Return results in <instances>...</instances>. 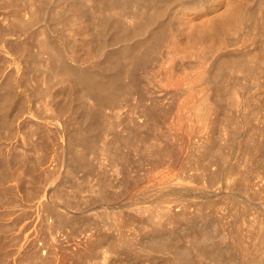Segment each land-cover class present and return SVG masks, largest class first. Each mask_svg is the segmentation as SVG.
Instances as JSON below:
<instances>
[{
	"label": "rangeland",
	"instance_id": "rangeland-1",
	"mask_svg": "<svg viewBox=\"0 0 264 264\" xmlns=\"http://www.w3.org/2000/svg\"><path fill=\"white\" fill-rule=\"evenodd\" d=\"M0 1L1 2L3 1L2 3L0 2V4L2 5V8H4V9L0 8V12L2 13V14L0 13V32L1 31H4L3 33H5V34H3V36L9 37V35H6V34L8 33V29L11 27V25L8 24L9 20L6 19L7 20L6 21L4 18H6L7 14L12 9V6H11V3H9L10 0H0ZM102 1L105 2V0H102ZM150 1H151L150 2V5L151 6L149 5L150 7H148V8H145V6L142 7V5H144V2H145V1H143L140 4L139 11L136 8H134V5H133L132 1L129 2V7L126 9V13H129L130 12L131 15H132L131 18H129V19H128L127 16H125L126 15L125 14V11L120 6H118L117 4L115 5V3H112V7H111V4H108V6L106 7V5L101 2V0H95V1L94 0H85V1L84 0H38V1L37 0L36 1L35 0H25V2L23 0V2L21 3V6L19 8L20 11L18 12L21 15V16L19 15L20 18H19V22H18V23L21 22V24H20V27L17 30L19 33H17V31H15V34L13 35V37L10 38V39H8V41H13L14 43L12 45H10L11 47L9 46V48H8V45L6 44L5 47H6L7 51L4 52V53L3 52L0 53V81H1L0 82V88L2 89V91L6 89L2 93H5L6 91H8L11 86H12L11 88H13L15 90H18L19 89V91H22V93L26 97V99L28 98L27 101H26V104H25L26 106L24 105L25 110H27V109L29 110L30 109V111H31V113L33 115L32 122L35 121L36 124H38V125L40 124V125H39V127L36 126V128H38V130H36V133H34L35 135L34 134H31L33 132V130H32V132L30 130L32 128H34L36 124L34 123V125H32V124L29 123L26 126V127H28L30 125L28 127L29 129H26V127L24 125L25 124L24 122L26 120L25 118L27 117V115H25V113H24L23 116H22L23 119H21V116H20L19 119H18V123L19 124L16 123L19 126H17V125L13 126V128L15 127L14 129H16L15 131L13 129L12 132L9 133V130H7V128H6L7 131L5 130L4 127L0 128V129H2V130H0V136H1L0 137L1 138L0 139V154H1V156H3V157L5 156L6 158H8L10 160V163H11V169L12 170L15 169V171H12L13 178L8 179L7 181H5V183L3 182V184L0 185V195L2 194L4 196V194H5V196L3 198H1V200H0V213H2V215L0 214V216H1L0 217V226L1 225L3 226V227L2 226L0 227V235H1L0 236V252H1V254L5 255V256H2V261H0V264H35L36 263L35 262L36 256H34V255L35 254H38V253H39L38 255H40V258H42L44 256H47V258L49 257L48 258L49 259V263H51V264H99V263L100 264H126V263L127 264H136V263L139 264L140 262H142V264H143V262H145L144 264H146L147 263V260L146 259L147 258L152 259L151 257H153V259L156 260V263H158V264H173V261L176 260V257L175 256H177V258H179L178 260L180 262L185 257V255L184 254L182 255L181 253H178V252H174V248L171 247L172 245L175 246V247H177V248H183V249H187L189 251L191 250L190 251V256H191L192 261H193L194 258H196V259H194V262H193L194 264H196V263L197 264L198 263L199 264H204V262L206 260L207 261L205 262V264H209L211 262V258L210 257H206V259H204L205 257H200L199 258L197 255L195 256L194 252L192 253L193 248L191 246V242H190V239H189L191 237V234L195 235V234L199 233L201 230H204V229H205V231L208 230L207 232H209V237L212 236L211 238H208L207 239V241H209V243H213V245L215 247H217V245H218L219 248H221V247L223 248L224 246H228L229 248H231V250L229 252V255H230L231 251H232V253L234 251L235 254L233 253L230 256L232 257V259L234 258V261L235 262L236 261L237 262L239 261L238 263H240V261L243 262L245 260V257H246L247 259L249 258L250 261L251 260L253 261L252 263L250 261L249 262L247 261L246 263H248V264H264V261H262V260H264V242H262V241H264V238H262V236H264V228H262V225H264V132H262V131H264V34H261L262 32H264V30H262V28H264V26H262L261 30L258 29L259 31L256 30V29H251V30L255 31L253 33V31L250 30V28L252 27V25L250 27L249 22L246 21V12H245L248 9V7L250 8V7H252V6L254 7L256 5V3L254 2L256 0H207L205 2V3H207V5H205V7L202 4V1H200V0H150ZM24 3L26 5V7H24ZM131 3H132V5H131ZM152 3H153L154 6L152 5ZM198 4H200L199 7H197ZM156 6H158V7H156ZM113 7L116 10H114ZM141 7H142V9H141ZM153 7H156V8L154 9ZM34 8H35V10H34ZM109 8H110V10H109ZM161 8H163V10ZM147 9H149V10H147ZM1 10H3V11H1ZM154 10H155V12H154ZM160 10H161V12H160ZM6 11L8 13H6ZM144 11L147 12V13H145ZM150 11L152 13H157L156 14L157 16L154 14L155 17H154V15H152L153 17H151L150 19H148V21H149V23H148L149 24L148 30L151 28V30L148 31L147 30V27L144 26V25L146 24L148 26V24H147L148 21H145V20H147L146 16L149 13H151ZM215 11H217V12L215 13ZM3 12L5 13V16L4 17H3V14H4ZM137 12L138 13L141 12L140 13L141 15L140 14H137ZM142 12H144L145 14L142 13ZM159 12L161 13V15H160ZM210 12H211V14H210ZM31 14H32L33 17L31 16ZM142 14L145 15V18H144V15H142ZM158 14L160 15V17H158L159 16ZM204 14H206V15H204ZM138 15H140V16H138ZM23 16H26V17L23 18ZM262 16H264V13H262ZM156 17H158V19ZM155 18H156V20H155ZM212 18H213L214 21L212 20ZM22 20H23L24 24L22 23ZM24 20L25 21H28L29 20V21L26 22L27 25L23 27V25L26 24ZM128 20H129V22H128ZM192 20H194V21H192ZM200 20L202 22H200ZM239 20H240V23H239ZM155 21H156V23H154ZM159 21H161L162 24H164L165 22H168V23H165L164 24L167 27H165L164 25H162ZM262 21H264V18H262ZM133 22H135V25H134ZM151 22H152V24H151ZM153 23H154V25H157V26H154ZM6 25H7V27H6ZM160 25H162L163 27L160 26ZM177 25H178V27H177ZM83 26H84V28H83ZM154 27H156L154 29L155 31L157 29H159V28L160 29L157 30L156 32H153V28ZM164 27H165V29H162L163 30L162 31L161 28H164ZM89 28H91V29H89ZM217 29H218V31H217ZM65 30L67 32H65ZM86 30L90 31L89 33L91 35L89 33H87L88 31H86ZM57 33H58V35H57ZM85 33L87 35L89 34V36H87ZM257 33H260V34H257ZM16 34L17 35L20 34V35L17 37ZM150 34H151V36H149ZM180 34H181V36H180ZM95 35H97V36H95ZM215 35H216V37H215ZM82 36H83V38L86 37V39H87L86 41H90L92 39L93 40H92V42H90L88 44V42H85V40L82 38ZM19 37H20V39H18ZM56 37H58V38H56ZM90 37H93V38L91 39ZM156 37H160L159 38L160 40L159 39L158 40H159V42H161V41L162 42L161 43H158V40H157ZM13 38H17V39L16 40L15 39L13 40ZM36 38H38V39H36ZM48 38H49L50 41L47 40ZM88 38H90V39L88 40ZM166 38H169V39H166ZM21 39L23 41H24V39L25 40L27 39V40H26V42L24 41L23 44H22V41L19 42ZM44 40H46V42H43ZM142 40L143 41H146V44L144 43V45H146V46H144L142 44L143 43ZM183 40H185V41H183ZM16 41H17V43H16ZM132 41L135 42L134 43V46L136 45V43H139V44H137L138 47L135 46V49H134V47L132 45L133 44ZM137 41H140L141 44H142V46H140L141 45L140 42H137ZM168 41H170V43ZM129 42H131V43H129ZM173 42H174V45H173ZM20 43H21L22 46L25 44L24 45V48L23 47H19L20 46ZM39 43H41L42 45L41 44L39 45ZM44 43L45 44L47 43L48 45L47 44L45 45ZM147 43H149V44H147ZM152 43H153V45H152ZM157 43L159 44V46H158ZM236 43H238V45ZM16 44H18V45H16ZM49 44L52 47L49 46ZM163 44L165 46H163ZM53 45H54V47H53ZM46 46H49L51 48H49V47L47 48ZM128 46H130V48ZM153 46H156L157 48L156 47H153ZM121 47H123V49H124V47H126L125 49H131V50H133L135 52H137V50H138L137 48H139V47H142V49L144 47V49L148 50L149 52L152 51L151 52L152 54L150 56L152 58L149 59L151 62L148 60V61H146V63L147 62L148 63L150 62L149 64L151 65V69H152V66H156L155 68L153 67V70H156V71H154L155 73L153 72V74H156L157 72L160 73V75H158V73L156 74V76L158 75L157 77L155 75L152 76V74H151V77H152V80H153L152 82L154 84L156 83L157 87L160 84V86L158 87L159 89H162L163 88V90H165V88H166L165 91H168V90L172 91L171 89H173L172 92H176L177 90L174 89V88H176L175 86H177V88L178 87L180 88V89H178V91L180 90L181 92L180 93H177L176 92L177 93L176 94L177 96H175L176 98L174 97V99H173L172 108L174 109V107H175L176 111L177 112L180 111L181 113L179 112V113L176 114V111L172 109L173 111L171 112V114L173 116L169 117L165 121V124L166 125L161 122L160 123V126L162 128L160 127L159 129H160L161 132H164V133H167L168 134V136L166 138L168 140H165V141H168V143L170 142L171 145H173L174 147H176V144H180L181 151L179 150L180 152H178V153H179V155L180 154L181 155L178 156L179 158L177 157L176 161L173 162V164H166L167 166L166 165H161V167H160V165H158V166L156 165V169H155V166L153 167V165L151 163V161H152L151 158L152 157H149V155L147 157L145 155L146 159L142 161V164L141 165H137L138 163L136 161L139 159V157H140L141 154L139 153L140 155L137 154L136 156H134L136 154V153L134 154V152H137V151H134L133 150V152L130 153V151L128 150V152H127V149H126L127 146H123V147L120 146L121 148L119 147V149H117V151L120 152V153L118 152V154H119L118 156L116 154L115 155L113 154V151L112 150L115 149V147L117 146V144H116L117 142L114 143L115 141H113V140H115V138H112V137L115 136L117 138V140H119L120 138H121V140H123V138H125V137H126L125 139H128V137L130 136L129 135L130 133H128V132H131L130 130H132V131L133 130L140 131L142 129L143 131L141 130L140 132H142L143 134H146L148 132V130H147V128L145 126L144 127L143 126H141V127L138 126L140 124V121H142V119H140V117H138V113H139V108L140 107L138 105L139 102L138 103L136 102V101H138V97L136 96L138 94H136L135 96L132 97L134 99L136 97L135 100L132 99L131 97H128V99L130 98L129 101H126V103L124 102V104L122 106H119L117 108L112 109V110L118 109L116 111L118 113L115 112L116 113L115 115H114V111L109 110L111 108H109V109L108 108H100V111L104 110L102 112H104L103 114H105L106 117H107V115L109 116V119H108V122L110 123V124L108 123L109 125H107V123H104L105 125L103 124V122L105 120H102V122H100L101 121L100 118L103 116L102 112H100L102 114V115L100 114L101 117L99 116V120L97 119L96 120V123L94 125H92V127H90V129H89L91 131V134H90V131H88V130H85V131L84 130L82 131V129L80 130V135H82V136H80V139L79 140L82 142V145H81V142L78 143V145H81V146H79V149L78 150H80V152L82 153V155L84 154L82 156V157L85 158V159L82 160L84 164L81 161V163L79 164V166H76V167H74L72 169V167H70V166L67 167V164H65L63 161L61 162V160H59V159H56V160H59L60 162L59 161L56 162L54 159H51L49 157V155L51 156L52 153L54 151H56L55 149H57L56 152H59V151H61L63 149L62 148V145H63V142H64L66 136H64L61 131L64 128L62 126V127H60V129H57L58 131L60 130V132L57 133V131L55 130L56 128L53 125L52 126L49 125L48 129H51V131L53 132V134H52V132L50 130H48V131H50L49 135H51V136H49V137L51 138V140H52L51 141L50 138L48 137V134H46L45 131H44L45 128H46V127H43L45 125V122H44L45 120H43V119L40 118V117H42L44 115L53 113V111H56L57 112V108H56L55 103H53V101H51L52 98H53V96H54V94H55V92L56 91H59V92H61V96H63V97L65 96L64 99L67 98L66 101H68V106L69 107L68 106L66 107L65 114L63 115L65 117H63V119L64 120H67V121H65V124L67 123L66 125L72 131L69 128H66V129H68V131L71 132V133H75L76 132L77 127H74V126H77L76 123L80 120L81 116L83 115V113H82L83 110H84L83 108L84 107H88V108H85V109H89V108H92V107L93 108H96V107H95V105H93V99L94 98L91 95H86V93L84 92L83 88L79 87L81 85H79V84H78V86L75 85V83L72 82L74 80H71V79H66V82H65V78L64 77L66 76V74L63 75V73H61L62 72V69H61L62 67L59 65V62L56 61L52 57V54H54V51L57 48L56 50L57 51L60 50L61 54H63L62 58H63L64 63H66V64L68 63L69 66L71 64L72 65L71 67H75L76 66L75 68H78L79 67L80 70L81 69L83 70V69H88L89 68V70H94L95 69L96 71L97 70L99 71V69H100L99 72H102L100 74L103 75L104 78H108V74H109L110 71H108L109 69H107L106 67L102 66V64L108 63L109 60L115 59L117 57L116 53H118V52L121 53V51H122V49H120ZM147 47H149V48H147ZM151 47H153V48L151 49ZM176 47H178V48H176ZM42 48H44V49H42ZM117 48L119 49L118 51H116ZM26 49H27V51H26ZM139 49H140V51L138 50V52H140L142 54H143V52L145 53V51H146V50L143 49V52H142L141 51L142 49L141 48H139ZM168 49H170L171 51L168 50ZM177 49H179L180 51L177 50ZM216 49H217V51H216ZM93 51L95 53H92ZM105 51H106V53H104ZM221 51H225L227 53V56L230 54V56L232 57L231 58L229 56L230 59L227 58L228 62L225 63V64H227L228 67H230V65H229L230 62H234L231 59H233L235 56H236V58H234L235 59V62L238 61L237 62L238 64H242L243 63L246 66V67L244 65L243 66L242 65H239L238 66V67L241 66V68L239 70H242V71H239L237 69L238 67L236 69H232V70H229V71H227V69H226L225 70V73L223 72V75L222 76H224V74H226L227 76L225 75L224 78H221L219 76L218 77V80H217V83H218V81L222 80L221 83L219 82L220 85H221V87H224V86L226 87L227 86V88H223V89H224V91L226 93L229 92L228 94H230L229 89L231 87L236 88V91H235L236 94L235 95H237L236 98L238 97L237 99L240 100L239 101V104L241 103V105H237L239 109L236 106H235L236 108L235 107L233 108V106L230 104L229 101H228V103L230 105L228 103H226V105H225V106H227L226 108L225 107H222L225 103L222 104V105H220V106L217 105V107L215 106V108L213 109L214 110V113H213V110H212L211 115L210 114L208 115L209 118H211V119L207 118L206 121H203L201 119V117H197L198 115H196V114L198 112H196V111L194 112L193 111V110H195L194 109L195 104L196 105L197 104L199 105V100H200L199 98H201V94H202V89H200L199 86L200 85H203L202 80L205 77V73L203 74V72L210 65V63H207V62H210L211 60L209 61V59L210 58L212 59L216 54H218ZM66 52H68V53L66 54ZM11 53H13V54H11ZM38 53H39V55H37ZM109 53H111V54H109ZM231 53H232L233 56L231 55ZM6 55L8 57H6ZM13 55H14L15 58L18 56L17 59L13 58ZM29 55H31V56L29 57ZM46 55H48V56H46ZM158 55H160V56H158ZM107 56H109L108 59H107ZM174 56H177V57L175 58ZM80 57H81V59H80ZM88 57H90V58H88ZM155 57H157V58H155ZM184 57H185V59H184ZM238 57L241 60H239ZM28 58H29V60H27ZM71 58H72V60H70ZM105 58H106V61H105ZM247 58H248V61L249 62L248 61H245V60H247ZM25 59H26V61H25ZM122 59L123 58H121V60ZM152 59H155L154 61L155 62L157 61L159 63L157 64V63L153 62ZM159 59H160V61H159ZM6 60H7V62H6ZM161 60L164 63H161ZM177 60H178V62H177ZM44 61H45V63H43ZM78 62H80V63H78ZM82 62H84V63H82ZM235 62L234 63H231V66L233 64H237ZM246 62H248V63H246ZM16 63H18V64H16ZM41 63H43L46 67L44 68ZM46 63H48V64H46ZM148 63L147 64H144V69H146V67H147L148 70H149V72H152L153 70H150V65L148 67ZM151 63L154 64V65H152ZM35 64H36V66H35ZM161 64L162 65L164 64V65L168 66L167 67L168 70L166 69V66H164V65L161 67ZM201 65L202 66L205 65L206 67L203 66V68H202ZM247 65L249 67H247ZM49 66H50V68L47 69V67H49ZM56 66L60 67L61 70H57L58 68ZM225 67H226V65H225ZM244 67L246 69H244ZM161 68H162V70H161ZM2 69H3V71H2ZM36 69H37V71H36ZM40 69H42V71ZM144 69L140 67L138 69V72H136V77H137L138 83H141V82H143V84L145 83V81H144V77L145 76L144 77H143V75L141 76V74H144L145 73L144 72ZM170 69L171 70H174V71L171 72ZM175 69H177V71ZM191 69L194 72L191 71ZM189 70H190V72H189ZM234 70H237V72L234 71ZM246 70H248V71H246ZM163 71H166V73H168L169 75L166 74ZM179 71L181 73H184V74L181 76V73ZM1 73H2V75H1ZM58 73H61L64 76L63 77L64 79L61 77L62 75L61 74L59 75ZM173 73L174 74L175 73H179V75L178 74L173 75ZM194 73H195V75H194ZM165 74L167 75V77H166ZM40 75H43V77L40 76ZM54 75H55V77L57 79L54 78ZM9 76H10V78H9ZM12 76H13V78H15V77L17 78L18 77L17 78L18 81L15 80L16 78L13 79ZM169 76L171 78L173 77V79H175V80L170 79ZM195 76H197V77H195ZM154 77H155V80L156 79H158V80L154 81V79H153ZM188 77H190L189 80H188ZM8 78H9V80H8ZM28 78H30V79L28 80ZM219 78H221V79H219ZM5 79H6V81L8 80L7 82H10L12 80L11 81L12 83L11 82L10 83H7L5 81ZM241 79H242V81H241ZM13 80H15V83H14ZM141 80H143V81H141ZM159 80H161V81H159ZM165 80L167 82H164ZM168 80L169 81L172 80V81L169 83ZM185 80H188V82L185 81ZM246 80H248V81H246ZM172 82L175 85H173ZM190 82H192V83H190ZM4 83H7V85H5ZM72 83H74V84H72ZM70 84H72L74 86V88ZM180 84L182 86H180ZM233 84H235V85H233ZM4 85L7 88H4L3 89ZM8 86H9V88H8ZM13 86H16V88L13 87ZM195 86H196V88H195ZM71 87H72V90H71ZM201 87L203 88V86H201ZM228 87H230V88H228ZM189 88H191V90L194 89V91L193 90L192 91L191 90L189 91ZM67 89H68V91H67ZM198 90H199V92H197ZM200 90H201V93H200ZM34 91H36V92H34ZM188 91H189V93H187ZM142 92L139 91L140 94ZM192 92H193V94H192ZM256 92H258V93H256ZM0 93H1V91H0ZM183 93L185 94V96H184ZM197 93H199V94L198 95H195ZM76 94L79 97L76 96ZM179 94L181 96L183 95L186 99L184 97L183 98L185 100L182 99V97ZM187 94H189V96H187ZM192 95H195V96L190 97ZM27 96H29V97H27ZM178 96H180V98L183 101L180 98H178ZM212 96H213L212 98H214V94H212ZM86 97L89 98V99L91 98L90 101L85 100ZM195 97H196V99H195ZM44 99H45V102L43 101ZM165 99H164V101H162V103L164 102L165 105L169 106V104L166 103L169 100H167V99L165 100ZM197 99H198V101H197ZM192 100H194L193 101V103H194L193 105H192ZM228 100H230V99H228ZM40 101H43L44 104H43V102H40ZM94 102H95V99H94ZM185 102L188 103V104H186ZM85 103L87 104L86 106H84ZM162 103L161 104H158V106L160 108L163 107V106H165L164 104L162 105ZM45 104H47V105H45ZM160 105H162V106H160ZM197 106H195V107L197 108ZM188 107L190 108V111L188 110L190 113H188V111L186 110V109H188ZM221 107L224 108V109H222ZM75 108L77 109V110H75L76 112L73 111ZM125 108H127V109H125ZM216 108L219 109L220 111L216 110ZM228 108H230V109H228ZM105 110H107V112ZM174 111H175V113H174ZM191 111L193 112V114L190 115V116H192V118H190V116H189V114H191ZM235 111H237V112H235ZM56 112L54 114H56ZM108 112H111L110 114L113 117H115L116 120H114V118L111 117L110 114H107ZM119 112H121V115L119 114ZM245 112H246V114H245ZM2 113H3V111L1 112V110H0V115ZM186 113H188V118L190 119V121L188 119H186V117H185L186 115H184ZM194 113H196V114H194ZM212 113H213V116H212ZM118 114H119V116H118ZM39 115H40V117H39ZM105 115H104V118H101V119H107L105 117ZM127 115H128V117H131L132 119L129 118L130 119L129 120L127 118ZM195 115H196V117H195ZM176 116L177 117L178 116L179 117L183 116V117H181L182 119L180 118L178 120L177 118H175ZM172 117H174V118H172ZM237 117H239L241 119H239ZM123 119L124 120L127 119V120L124 121ZM175 119H177V120H175ZM199 119L202 120V121H200ZM21 120L24 121V122H22ZM41 120H43V121H41ZM168 120H169V124H168ZM182 120L185 121V122H183ZM207 120H210L211 121L210 122V125H209V123H207V122H209ZM73 121H75V122H73ZM115 121H117V124L115 123ZM175 121H178V122H176V127L174 125L175 124ZM196 121H198V123ZM237 121H238V123H237ZM97 122L100 125H98ZM113 122L117 125V128L114 127L115 124ZM119 122L122 125L121 124H118ZM195 122H196V124H195L196 127H194L195 125L193 124ZM219 122H220V124H219ZM20 123H22V124H20ZM126 123L129 124V125H127ZM200 123L202 125H200ZM123 125L124 126L126 125V126L124 127ZM182 125H184L185 128ZM31 126H33V127H31ZM71 126H72V128H71ZM93 126L94 127L96 126L97 129L94 128ZM122 126H123V128H122ZM179 126H181V127H179ZM205 126H206V128H205ZM137 127H139V129ZM167 127H170V131H169V128H167ZM92 128H94L95 130H97L96 132L98 134L95 132V130H92ZM106 128H107V131H106ZM129 128H130V130H129ZM102 129L104 130V132H103ZM124 129H125V131H124ZM171 129H174V130H171ZM226 129L227 130L229 129V130L227 131ZM242 129H243V131H242ZM24 130L25 131L28 130L29 133H27L28 131L25 132ZM120 130H122L121 133H120ZM166 130H168V131H166ZM230 130H231V132H230ZM115 131L118 132V133H116ZM123 131L125 133L126 132L127 133L125 134ZM185 131H186V133H185ZM187 131L189 132L190 135L188 134ZM39 132L42 135H40ZM99 132H102V133L100 134ZM149 132L152 133L154 131L149 130ZM173 132H174V138L172 136L173 135ZM93 133L94 134L96 133L95 134L96 135V138H95V135ZM113 133H115L116 135H114ZM123 133L126 136L122 138L121 137V134H123ZM176 133H177V135L179 137L180 136L181 137L180 138L177 137V135H175ZM87 134L88 135L90 134V136H88ZM102 134L104 135V137L102 136ZM158 134H160L159 133V130H158ZM197 134H198V136H197ZM202 134H205V136L202 135ZM223 134L224 135L226 134V136H224ZM26 135H29L30 137L29 136H26ZM52 135L53 136H56L57 135V138L56 137H52ZM84 135L86 137H88V138L86 139V137ZM98 135H100V136H98ZM112 135H114V136H112ZM152 135H154V134H152ZM156 135H157V132H155V136ZM200 135L203 136V139H202V136H201L200 139H198L200 137ZM24 136H26V137L24 138ZM37 136H38V138H37ZM97 136H98V139H100V138L102 139V137H103L104 140L103 139L102 140L100 139L101 140L100 142H104L105 141L104 142L105 144L103 143L104 146H110V145L112 146L113 144H115L114 145L115 147L112 146L113 149H111V152L108 151L110 153V155H111V156L109 155L110 159L106 156L107 154L105 155V157H103L101 154L100 155L98 154V153H101L102 147H104V146H102V143H99V141L97 142V140H98L97 139ZM105 136H106V139H105ZM207 136H208L209 139L206 138ZM71 137H72V135H70L69 138H71ZM84 137H85V139H83ZM91 137L92 138H95L96 140L94 139L95 141H93V139ZM175 138H176V140H175ZM62 139H63V141H62ZM107 139H108V141H107ZM111 139H113V140H111ZM16 140H18V141H16ZM153 140H155V139H153ZM201 140H203L204 142L201 141ZM151 141H152V139H151ZM155 141H153V142H155ZM160 141H162V140L160 139L159 142ZM191 141H193V144H195L197 142L195 144L196 145L195 147H194V145H193V147L191 146L192 145L191 144ZM60 142H62V143H60ZM83 142L86 144V145L85 144L84 145L87 146V147H85L83 145ZM87 142H89V143H87ZM94 142H96V143H94ZM106 142H108V143L106 144ZM202 142L205 143V144H203L204 147L202 145ZM30 143H31V145H30ZM98 143L101 145V151H100V148L97 147V146H100ZM160 143H164V140L162 142H160ZM53 144L54 145L56 144V145L53 146ZM88 144L90 145L89 147H88ZM96 144H98V145L96 146ZM94 145H95V148H94ZM29 146H30V148H29ZM92 146H93V149L94 150L91 148ZM197 146H199V147H197ZM6 147H7V149H6ZM51 147L52 148H55V149L54 150L53 149L51 150L50 149ZM82 147H83V150H82ZM31 148H32V150H31ZM37 148L39 149V151H38ZM96 148L99 149V152L98 153H97V149ZM108 148H110V147H108ZM218 148H220V149H218ZM88 149H90V151L92 149V152L88 151ZM128 149H130L132 151L133 145H130V147H128ZM76 150H77V148L74 147V151L75 152L78 151V150L77 151ZM51 151H53V152H51ZM84 151H86V152H84ZM111 153L114 155V157H113V155ZM128 153H130V154H128ZM182 153H183V155H182ZM102 154L104 155L105 153H102ZM123 154H124L125 158H128V161L130 160L129 162H130L131 165L128 164V166H131L132 167V169H131L132 170L131 171L132 173L131 174L132 175H135L136 174L137 177L139 175L138 178L141 179L140 181L137 180L138 182L133 181L131 183V185H130V183H128L129 185L126 184L127 181L125 180V172L122 173V169L121 168L119 170V167L122 166V161L125 159L124 156H123ZM250 154H252V155H250ZM128 155L129 156L131 155L130 156V159H129V157H126ZM256 155L258 157H256ZM13 156H15V157H13ZM93 156H95V157H93ZM116 156H117V158H116ZM119 156L123 158L122 161H120L121 158ZM191 158H193V159H191ZM238 158H239V160H238ZM17 159H18V161L20 159L23 160L22 161L23 164H22L21 168L19 167L20 164L17 161ZM34 159H36V160H34ZM25 160L27 162H25ZM200 160H201V163H200ZM198 161H199V164H198ZM116 162L118 163V165H120V163H121V165L120 166L116 165ZM27 163H29L28 164L29 166L33 164L32 165L33 166V169H35L36 171L35 170H30L29 169V166L27 165ZM112 163H115V165H113ZM59 165H61V166H59ZM64 165L68 169L66 167H64ZM91 165H93V167L96 170L94 168H92ZM114 166L115 167L117 166V167L115 168ZM139 166H140L141 169L139 168ZM239 166H241L240 167L241 169L239 168ZM78 167H79V170H78ZM83 167H84V169H83ZM149 167H151V168H149ZM146 168H147V170H146ZM152 168H154V169L151 170ZM158 169H160V170H158ZM73 170H74V172H73ZM84 170L86 171V173H85ZM64 171H65V174H63ZM137 171H138V173H137ZM52 172H53V174H52ZM79 172H81V173L79 174ZM90 172H92V173H90ZM251 172H253V173H251ZM20 173L21 174L23 173V174L21 175ZM32 174H33V176H32ZM58 174L59 175L61 174V175L59 176ZM68 174H69V176H68ZM53 175H54V177H53ZM62 175H66V176H62ZM107 175L110 176V178ZM242 175H243V177H241ZM61 176H62V178H61ZM141 176L142 177L144 176V177L142 178ZM47 177H49V178H47ZM55 177L56 178L58 177L59 179L57 178L58 179L57 180V179H55ZM96 177H98V178L96 179ZM186 177H187V180H186ZM14 178H15L16 181L14 180ZM27 178H28V180H27ZM32 178L33 179H36V181L34 180V182L32 180L33 183L29 181V179L31 180ZM99 178H101L102 181L99 180ZM176 178L179 181L180 180H182V181H180L178 183V181H177ZM218 178H219V180H218ZM67 179H69V180H67ZM94 179H96L95 181H97V182L99 181L98 184L100 185V187H99V185H97V186L95 185ZM121 179L122 180L124 179L125 182L124 181H121ZM246 179L247 180L249 179L251 181H249V180L247 181ZM19 180H21V182ZM45 180H47L46 184H45ZM77 180H78V182H77ZM184 180L186 182L188 181L189 183L188 182L185 183ZM103 181H105L106 185L104 184ZM118 181H119V183H118ZM225 181H226V183H225ZM100 182L103 185V187H101ZM181 182L184 183V184H182ZM218 182H219V185H218ZM230 182H232V183H230ZM10 183L13 184V185H11ZM30 183H31V185H29ZM43 183L45 184L43 190H45V192L48 190L47 193L49 192L47 195H45L44 197H42V199L45 198L44 200H46L45 202H47L46 203V206H42L40 204H37V200H36L37 198L39 199V197L43 194V190H42ZM49 183H51V184H49ZM74 183H76V184H74ZM120 183H123V184H120ZM197 183H199V184H197ZM208 183H209V186H208ZM216 183H217V185H216V189H215V185H213V184H216ZM58 184L59 185L61 184L59 186V188H57L58 187ZM92 184H94V186H96V187L94 188L92 186ZM48 185H50V189H49V186ZM79 185H80V187H79ZM205 185H207V186H205ZM251 185H252V187H251ZM81 186H82V189H81ZM55 187H56L57 190L54 189ZM61 187H63V188L61 189ZM66 187H68V188H66ZM74 187H76V188H74ZM78 187H79V189H78ZM210 187H212V188H210ZM16 188H17V190H16ZM52 188H53V193H52V196H51V193H50L51 191H49V190H52ZM83 188H84V190H83ZM85 188H86V190H85ZM57 192H59L61 196ZM88 192H91V193H88ZM101 192H103L104 194L103 193L101 194ZM16 193H17V195H15ZM92 193H93V195H91ZM94 193H96V194H94ZM255 193H256V195H255ZM28 194L31 195V199H30V196ZM65 194H68V195H65ZM101 195H104V196L107 195V197L104 199V197L103 198L100 197ZM245 195L246 196L248 195L247 196L248 198ZM48 196H51V197H49V199H48ZM115 196H118V197H115ZM227 196H228V198H227ZM59 197H61L63 199H61V198L59 199ZM67 197H69L72 201L69 200V198H67ZM114 197L117 198V199H115ZM64 198L65 199H68L72 203L71 202H69V203L66 202V200ZM86 198L88 199V201L86 200ZM114 199H115V201H114ZM24 200H25V202H24ZM48 200H51V201H48ZM60 201H61V203H60ZM94 201H96V202H94ZM231 201H233V202L231 203ZM85 202H87V203H85ZM152 202H153L154 205L152 204ZM156 202L159 205H156L157 204ZM160 202H161V204H160ZM64 203H66L67 205L64 204ZM70 203H71V205L73 207H71ZM4 204H6V205H4ZM49 204H50V206L47 208V206ZM60 204H61V206H60ZM81 205L84 206L83 209H82V206ZM165 205L168 206L169 208L172 207L170 210H171V212L173 210L172 214L175 215L176 222L179 223V224L176 223L179 226H176V225L174 226L173 222L170 223V224L168 223V225H170V228H171V226H173V229L171 228L173 231L170 230V228H168L169 226H167V224H166V226H164V228H165L164 229V232L165 233L163 235H161L163 237H161V239H158V241H161V243L168 245V248L169 249L167 248V250H166V249H164L162 247H158V248L156 247L155 250L153 248L150 251H149V249L148 250L143 249L141 246H142V243H144V242L141 241V238H142V235L144 237H146V235L148 233L147 230L150 229L149 228L150 225H147L145 227L142 224H140L141 222H144V219L142 221L141 216L142 217L144 216L143 218L146 219L147 218V215L145 217V214H147L148 211H151V210L157 211L158 208L161 211L162 209H165V207H166ZM64 206L68 207V209L66 207L64 208ZM154 206L157 209H155ZM158 206H161V207H158ZM191 207L192 208L194 207V208L192 209ZM15 208L17 209L16 211H15ZM160 208H162V209H160ZM180 208H182V209L180 210ZM61 209L62 210L66 209V211L64 210V212L66 213V215H69V216H66L67 217L66 224L64 226H62L63 228L61 226H60V228H59V226H57L56 228L58 229V231H57L56 228H53V229H56V233L55 234H52V230L53 229H51V233H49L50 227L49 228H47V227L50 226L49 223H51V221L53 220L52 219L53 217H52V215H51L50 212H52V214H53L54 211L55 212L56 211H59V210L62 211ZM121 209H122V211H121ZM135 209H137V210L138 209H141L140 212L143 211V213H140L139 210L136 212ZM68 210H69V213L71 212L70 214L67 212ZM113 210H115V211H113ZM190 210H191V212H190ZM74 211H76V212H74ZM95 211H96V213H95ZM145 211H146V213H145ZM180 211H182V212L185 211V212H184V214H182V212H180ZM115 212H118V213L120 212V213L117 214ZM230 212H232V213H230ZM132 213H134V214H132ZM126 214H128V215L130 214L129 221H130V224L131 225L128 223L129 222L128 221V216H126ZM229 214H231V215H229ZM260 214L262 215V217L260 216ZM47 215L49 216V218H48L49 221H47V217H48ZM76 215L79 216V218H77ZM92 215H94V216H92ZM243 215L246 218L243 217ZM13 216H15V217L13 218ZM136 216H137V219L135 218ZM98 217H100V218H98ZM114 217H116V218H114ZM131 217H133V218H131ZM204 217L205 218L207 217V218L205 219ZM203 218L205 220L208 219V221H204ZM69 219H70V221H69ZM73 219H77V220H74V222H73ZM100 219H102V220H100ZM117 219H118V222L120 220L119 224L117 222ZM123 219H126V220H123ZM133 219H134V221H133ZM240 219H242L243 221H241ZM87 220L91 224H89V222ZM97 220H98V223H96ZM136 220L138 222H136ZM85 221H86V223H85ZM194 222H195V224H194ZM203 222L205 224L206 223L207 224L205 225ZM70 223H72L73 225L70 224ZM84 223H85V225H84ZM105 223H106V225H104ZM123 223H126V224H123ZM254 223H256V224H254ZM45 224L46 225L48 224V226H46ZM139 224H140V226H139ZM235 224H236V226H235ZM248 224H249V226H248ZM94 225L97 228L94 227ZM122 225H123V227H122ZM193 225H194V227H193ZM220 225H222L223 227L220 226ZM260 225H261V227H260ZM141 226H142V228H140ZM234 226H235V228H234ZM66 227H67L68 230H66ZM137 227H138V229H137ZM174 227H178V228H175L174 229ZM247 227L250 229L249 231H248V229H246ZM46 228H47V230H46ZM134 228H136V229H134ZM202 228H204V229H202ZM139 229H140V231H138ZM180 229H182V230H180ZM217 229H218V231L220 233L217 231ZM26 230H27V232H26ZM72 230H74V231H72ZM82 230H83V232H82ZM211 230H212L213 233L211 232ZM141 231H143V232H141ZM72 232H74V234H72ZM125 232L128 233V234H126ZM26 233L28 235V240H30L29 241L30 243L29 242L27 243L26 241L23 242L24 235ZM123 233H125V235ZM240 233L242 234V237H240L241 236ZM49 234H51L52 236L49 235ZM87 234L90 235V238L88 237L89 241H88L87 238H85L87 240H85L83 242V239H84V237H87ZM177 234H178V236L180 238H178ZM244 234H247V235H244ZM250 234H251V237H250ZM253 234H254L255 239L252 238L253 237ZM17 235H18V237H17ZM22 235H23V237H22ZM260 235H262V236L260 237ZM127 236H129V237H127ZM238 236L240 237V239L243 238L242 240H244V241L241 240V242H240L243 246H246V247L247 246H249V247H253L254 246L255 249H254V251H252L253 253H251L250 250L247 249V251H245V253H247V256H246L244 252L242 253L241 251L237 250L238 248L236 249L235 245H238V243L240 241L239 238H238ZM243 236H246V237H243ZM52 237H53V239L55 237L56 238L55 239L56 241H53L52 240ZM221 237H223L224 240H227V242L224 241L223 238H221ZM225 237H227V239H225ZM247 237H248V239L246 240ZM96 238H97V240H96ZM112 238H114V239H112ZM135 238L136 239H139L138 241H140V242H138L137 240H135ZM257 238H260L261 240L259 239L260 240L259 241ZM90 239L93 240V241H91ZM72 241H74L73 243H75V244H78V242H81V241L84 244H85L86 241H87L86 244L89 242V244H87V245H84L82 242L80 244H78L79 246L82 245V247H83V245H84V247L86 246L85 247V250H86L87 247H89V248H87L88 250H86V253H85V250L82 251L81 254L83 256L80 254L81 256L76 257L77 256L76 255L75 256L76 259H75V257H72V255H69V253L71 252V250L73 252L74 249L76 248L74 246V244L71 243ZM221 241H223V242H221ZM256 241L259 242V243L257 244ZM8 242H9V244H8ZM20 242H22L23 244H21ZM149 242L150 241H146L145 244H150L151 242L150 243ZM260 242H262V243H260ZM61 243H62V247H61ZM65 243H67V244H65ZM95 243H96V245H95ZM56 244L58 245L57 246L58 248L56 247ZM116 244H118V245H116ZM17 245H19V246H17ZM20 245H22V247ZM53 245L56 247V249H55L56 252L53 251ZM231 245H234V247L231 246ZM118 246H120V247H118ZM70 247H72V248H70ZM189 247H190V249H189ZM68 248H69V250L70 249L71 250L68 251L67 250ZM95 248H96V250H94ZM160 249H162V250H160ZM35 250H38V251L35 252ZM99 250H101V251H99ZM137 250H139V251H137ZM140 250H141V252H140ZM257 251L258 252L261 251V252L260 253H257ZM98 254H99V256H98ZM4 257H5V259H4ZM33 257L35 259H33ZM80 257H81L82 260L80 259ZM83 257H85V258H83ZM96 257L97 258H100V259H97ZM198 258L201 259V260H199ZM202 258L204 259L203 261H202ZM235 258H237V259L235 260ZM253 258H255V260ZM79 259L81 260L80 262L78 261ZM125 260H126V262H125ZM128 260H130V261H128ZM197 260H198V262H197ZM208 260H210V262ZM256 260H258V261L255 262ZM185 262L183 264H191V263H185ZM259 262H261V263H259Z\"/></svg>",
	"mask_w": 264,
	"mask_h": 264
},
{
	"label": "bare ground",
	"instance_id": "bare-ground-1",
	"mask_svg": "<svg viewBox=\"0 0 264 264\" xmlns=\"http://www.w3.org/2000/svg\"><path fill=\"white\" fill-rule=\"evenodd\" d=\"M36 1V0H35ZM38 1V0H37ZM85 1V0H84ZM95 1V0H94ZM132 1V3H133V5H134V8H136L138 11H139V8H140V4L143 2V1H145L144 2V5H142V7L143 6H145V8H148V7H150L151 5H150V0H105V2L104 1H102L101 0V2L102 3H104L105 5H106V7L108 6V4H111V7H112V3H115V5L117 4L118 6H120L124 11H125V16H127L128 17V19L129 18H131V13L129 14V13H126V9L129 7V2H131ZM200 1H202V4L204 5V7H205V5H207V3H205L207 0H200ZM1 2V1H0ZM3 2V1H2ZM1 2V3H2ZM23 2V0H10V2L9 3H11V6H12V9L10 10V12L8 13L7 11H6V13H8L7 14V16H6V18H4L5 20L6 19H8L9 20V22H8V24L9 25H11V27L8 29V33L6 34V35H9V37H6V36H3V34H5V33H3L4 31H1L0 32V53L1 52H6L7 51V49H6V47H5V45L7 44L8 45V48H9V46L10 45H12L14 42L13 41H8V39H10V38H12L13 37V35L15 34V31H17L18 30V28L20 27V24H21V22L20 23H18L19 22V15H20V13H18L20 10H19V8H20V6H21V3ZM24 2H25V0H24ZM255 3H256V5L252 8V7H248V9L245 11L246 12V21H248L249 22V24H250V27H251V25H252V27L250 28V30L251 29H256V30H258V29H260L261 30V28H262V26H264V21H262V18H264V16H262V13H264V0H256V1H254ZM253 2V3H254ZM5 3V2H4ZM46 3V2H45ZM44 3V4H45ZM92 3V2H91ZM132 3H131V5H132ZM163 3V2H162ZM165 3V2H164ZM35 4V3H34ZM51 4V3H50ZM54 4V3H53ZM61 4V3H60ZM121 4V5H120ZM243 4V3H242ZM150 5V6H149ZM152 5H153V3H152ZM202 5V6H203ZM215 5V4H214ZM226 5V4H225ZM31 6V5H30ZM57 6V5H56ZM55 6V7H56ZM154 6V5H153ZM161 6V5H160ZM200 6V4H198L197 5V7H199ZM218 6V5H217ZM24 7H26V5H25V3H24ZM58 7V6H57ZM110 7V8H111ZM115 7V6H114ZM113 7V8H114ZM142 7H141V9H142ZM156 7H158V6H156ZM156 7H153L154 9L156 8ZM0 8H2V5L0 4ZM6 8V7H5ZM110 8H109V10H110ZM112 8V9H113ZM116 8V7H115ZM114 8V10H116ZM244 8V7H243ZM2 9H4V8H2ZM23 9V8H22ZM29 9V8H28ZM55 9V8H54ZM59 9V8H58ZM61 9V8H60ZM89 9V8H88ZM131 9V8H130ZM144 9V8H143ZM151 9V8H150ZM160 9V8H159ZM162 10H163V8H161ZM213 9V8H212ZM222 9V8H221ZM25 10V9H24ZM34 10H35V8H34ZM136 10V11H137ZM145 10V9H144ZM147 10H149V9H147ZM146 10V11H147ZM245 10V9H244ZM1 11H3V10H1ZM5 11V10H4ZM95 11V10H94ZM120 11V10H119ZM118 11V12H119ZM135 11V10H134ZM142 11V10H141ZM153 11V10H152ZM223 11V10H222ZM34 12V11H33ZM93 12V11H92ZM107 12V11H106ZM128 12V11H127ZM145 12V11H144ZM144 12H142V13H144ZM151 12V11H150ZM154 12H155V10H154ZM160 12H161V10H160ZM159 12V13H160ZM217 11H215V13H216ZM1 13V12H0ZM4 13V12H3ZM40 13V12H39ZM99 13V12H98ZM134 13V12H133ZM141 13V12H140ZM140 13H138L137 12V14H140ZM145 13H147V12H145ZM144 13V14H145ZM2 14V13H1ZM43 14V13H42ZM78 14V13H77ZM136 14V15H137ZM144 14H142V15H144ZM156 15L157 13H149L147 16H146V18H147V20H145V21H148V19H150L151 17H153L152 15ZM173 14V13H172ZM171 14V15H172ZM210 14H211V12H210ZM209 14V15H210ZM74 15V14H73ZM93 15V14H92ZM104 15V14H103ZM111 15V14H110ZM141 15V14H140ZM140 15H138V16H140ZM155 15H154V17H155ZM159 15V14H158ZM160 15H161V13H160ZM160 15L158 16V17H160ZM168 15V14H167ZM204 15H206V14H204ZM216 15V14H215ZM214 15V16H215ZM5 16V13L3 14V17ZM21 16V15H20ZM27 16V15H26ZM26 16H23V18L24 17H26ZM31 16H32V14H31ZM157 16V15H156ZM33 17V16H32ZM31 17V18H32ZM35 17V16H34ZM158 17H156L157 19H158ZM168 17V16H167ZM207 17V16H206ZM239 17V16H238ZM241 17V16H240ZM30 18V19H31ZM58 18V17H57ZM144 18H145V15H144ZM156 18H155V20H156ZM162 18V17H161ZM201 18V17H200ZM33 19V18H32ZM35 19V18H34ZM42 19V18H41ZM68 19V18H67ZM154 19V18H153ZM152 19V20H153ZM215 19V18H214ZM239 19V18H238ZM65 20V19H64ZM134 20V19H133ZM212 20H213V18H212ZM7 21V20H6ZM5 21V22H6ZM21 21V20H20ZM25 21V20H24ZM29 21V20H28ZM28 21H25V23L26 22H28ZM39 21V20H38ZM37 21V22H38ZM57 21V20H56ZM75 21V20H74ZM162 21V20H161ZM161 21H159L160 23H161ZM192 21H194V20H192ZM214 21V20H213ZM216 21V20H215ZM3 22V21H2ZM128 22H129V20H128ZM140 22V21H139ZM138 22V23H139ZM158 22V23H159ZM165 22V21H164ZM188 22V21H187ZM200 22H202L201 20H200ZM22 23L24 24V22H23V20H22ZM134 23V25H135V22H133ZM149 23V21L147 22V24ZM154 23H156V21L154 22ZM154 23H153V25H154ZM165 23H168V22H165ZM164 23V24H165ZM179 23V22H178ZM199 23V22H198ZM218 23V22H217ZM239 23H240V20H239ZM4 24V23H3ZM43 24V23H42ZM64 24V23H63ZM68 24V23H67ZM151 24H152V22H151ZM150 24V25H151ZM162 24V23H161ZM164 24H162V25H164ZM203 24V23H202ZM242 24V23H241ZM27 25V23L25 24V25H23V27L24 26H26ZM55 25V24H54ZM100 25V24H99ZM143 25V24H142ZM152 25V26H153ZM162 25H160V26H162ZM205 25V24H204ZM69 26V25H68ZM137 26V25H136ZM144 26H146L147 27V30H148V27H149V24H148V26L145 24ZM154 26H157V25H154ZM159 26V25H158ZM165 27H167L166 25H164ZM188 26V25H187ZM195 26V25H194ZM6 27H7V25H6ZM46 27V26H45ZM143 27V26H142ZM145 27V28H146ZM163 27V26H162ZM165 27L164 28H161V30L162 29H165ZM177 27H178V25H177ZM42 28V27H41ZM44 28V27H43ZM83 28H84V26H83ZM94 28V27H93ZM106 28V27H105ZM137 28V27H136ZM156 27H154L153 28V32H156L157 30H159V29H157L156 31L154 30ZM89 29H91V28H89ZM96 29V28H95ZM94 29V30H95ZM102 29V28H101ZM186 29V28H185ZM200 29V28H199ZM238 29V28H237ZM248 29V28H247ZM26 30V29H25ZM67 30V29H66ZM65 30V32H67ZM149 30H151V28L149 29ZM148 30V31H149ZM262 30H264V28H262ZM30 31V30H29ZM59 31V30H58ZM64 31V30H63ZM62 31V32H63ZM80 31V30H79ZM84 31V30H83ZM86 31H88V30H86ZM85 31V32H86ZM98 31V30H97ZM147 31V32H148ZM163 31V30H162ZM179 31V30H178ZM217 31H218V29H217ZM222 31V30H221ZM232 31V30H231ZM238 31V30H237ZM244 31V30H243ZM247 31V30H246ZM251 31H253V30H251ZM259 31V30H258ZM27 32V31H26ZM90 31H88L87 33H89ZM93 32V31H92ZM110 32V31H109ZM139 32V31H138ZM152 32V33H153ZM171 32V31H170ZM255 31H253V33H254ZM261 32V31H260ZM17 33H19L18 31H17ZM39 33V32H38ZM45 33V32H44ZM64 33V32H63ZM158 33V32H157ZM161 33V32H160ZM179 33V32H178ZM204 33V32H203ZM222 33V32H221ZM237 33V32H236ZM252 33V32H251ZM86 34V33H85ZM90 34V33H89ZM89 34L87 35V36H89ZM106 34V33H105ZM149 34V33H148ZM162 34V33H161ZM171 34V33H170ZM195 34V33H194ZM224 34V33H223ZM231 34V33H230ZM234 34V33H233ZM257 34H260V33H257ZM261 34H264V32H262ZM17 35V34H16ZM20 35V34H19ZM19 35H17V37L19 36ZM43 35V34H42ZM57 35H58V33H57ZM62 35V34H61ZM80 35V34H79ZM83 35V34H82ZM91 35V34H90ZM132 35V34H131ZM140 35V34H139ZM173 35V34H172ZM178 35V34H177ZM247 35V34H246ZM85 36V35H84ZM95 36H97V35H95ZM106 36V35H105ZM110 36V35H109ZM108 36V37H109ZM149 36H151V34L149 35ZM148 36V37H149ZM180 36H181V34H180ZM205 36V35H204ZM220 36V35H219ZM222 36V35H221ZM252 36V35H251ZM257 36V35H256ZM27 37V36H26ZM38 37V36H37ZM42 37V36H41ZM215 37H216V35H215ZM226 37V36H225ZM240 37V36H239ZM56 38H58V37H56ZM82 38H83V36H82ZM91 39L93 38V37H90ZM90 38H88V40L90 39ZM118 38V37H117ZM153 38V37H152ZM151 38V39H152ZM155 38V37H154ZM157 38V40L160 38V37H156ZM171 38V37H170ZM178 38V37H177ZM238 38V37H237ZM250 38V37H249ZM16 40L17 38H13V40ZM18 39H20V37L18 38ZM36 39H38V38H36ZM84 40H85V42H88V44L90 43V42H92V40H90V41H86L87 39H86V37L85 38H83ZM107 39V38H106ZM166 39H169V38H166ZM176 39V38H175ZM187 39V38H186ZM193 39V38H192ZM224 39V38H223ZM222 39V40H223ZM248 39V38H247ZM27 40V39H26ZM26 40L24 39V41L26 42ZM41 40V39H40ZM47 40H49V38L47 39ZM82 40V39H81ZM155 40V39H154ZM160 40V39H159ZM159 40H158V43H161V42H159ZM162 40V39H161ZM165 40V39H164ZM177 40V39H176ZM182 40V39H181ZM225 40V39H224ZM246 40V39H245ZM18 41V40H17ZM17 41H16V43H17ZM22 41V44H23V40L21 39L19 42H21ZM42 41V40H41ZM50 41V40H49ZM69 41V40H68ZM71 41V40H70ZM80 41V40H79ZM95 41V40H94ZM106 41V40H105ZM141 41V40H140ZM140 41H137V42H140ZM151 41V40H150ZM156 41V40H155ZM171 41V40H170ZM170 41H168L169 43H170ZM183 41H185V40H183ZM28 42V41H27ZM43 42H46V40H44ZM67 42V41H66ZM142 44L144 45V43L146 44V41H143L142 40ZM153 42V41H152ZM172 42V41H171ZM177 42V41H176ZM181 42V41H180ZM228 42V41H227ZM246 42V41H245ZM42 43V42H41ZM41 43H39V45L41 44ZM55 43V42H54ZM53 43V44H54ZM71 43V42H70ZM94 43V42H93ZM129 43H131V42H129ZM132 45H133V47H134V49H135V46H137V44H139V43H136V45L134 46V43L135 42H133L132 41ZM156 43V42H155ZM157 43V44H158ZM189 43V42H188ZM208 43V42H207ZM27 44V43H26ZM30 44V43H29ZM45 44V43H44ZM43 44V45H44ZM47 44V43H46ZM45 44V45H46ZM51 44V43H50ZM49 44V46H51ZM75 44V43H74ZM140 44H141V42H140ZM142 44L140 45V46H142ZM147 44H149V43H147ZM165 44V43H164ZM163 44V46H165ZM190 44V43H189ZM197 44V43H196ZM237 45H238V43H236ZM243 44V43H242ZM249 44V43H248ZM16 45H18V44H16ZM25 45V44H24ZM24 45L22 46L21 45V43H20V46L19 47H23L24 48ZM28 45V44H27ZM42 45V44H41ZM48 45V44H47ZM129 45V44H128ZM152 45H153V43H152ZM155 45V44H154ZM173 45H174V42H173ZM186 45V44H185ZM199 45V44H198ZM225 45V44H224ZM244 45V44H243ZM49 46H46L47 48L49 47ZM84 46V45H83ZM86 46V45H85ZM122 46V45H121ZM131 46V45H130ZM130 46H128L129 48H130ZM144 46H146V45H144ZM149 46V45H148ZM157 46V45H156ZM156 46H153V47H156ZM158 46H159V44H158ZM176 46V45H175ZM174 46V47H175ZM178 46V45H177ZM181 46V45H180ZM183 46V45H182ZM218 46V45H217ZM227 46V45H226ZM11 47V46H10ZM18 47V46H17ZM44 47V46H43ZM52 47V46H51ZM51 47H49V48H51ZM53 47H54V45H53ZM101 47V46H100ZM138 47V46H137ZM136 47V48H137ZM153 47H151V49L153 48ZM173 47V48H174ZM238 47V46H237ZM247 47V46H246ZM26 48V47H25ZM93 48V47H92ZM126 47H124V49H123V47H121L120 49H122V51H121V53H116V55H117V57L115 58V59H113V60H109V62L108 63H104V64H102V66H104V67H106L107 69H109L108 71H110L109 72V74H108V78H104L103 77V75H101L100 73H102V72H99L100 71V69H99V71L97 70H89V68L88 69H79V67L78 68H75V67H71L72 65L70 64V66L68 65V63L66 64V63H64V61H63V58H62V56H63V54H61V52H60V50L59 51H57L55 48V51H54V54H52V57L56 60V61H58L59 62V65L62 67L61 69H62V72L61 73H63V75L64 74H66V76L64 77L61 73H58L59 75L61 74L62 76V78L64 77L65 78V82H66V79H71V80H74V81H72V82H74L75 83V85H77L78 86V84L79 85H81V86H79V87H81V88H83V90H84V92L86 93V95H91L94 99H95V102H94V99H93V105H95V107L96 108H89V109H85V108H88V107H84L82 110H83V115L81 116V118H80V120L76 123V125L77 126H74V127H77V129H76V134L75 133H71V132H69L68 131V129H66V128H69L66 124H65V121H67V120H64L63 119V117H65V116H63L64 114H65V109H66V107L68 106V101H66V99H64V97L63 96H61V92H59V91H56L55 92V94H54V96H53V98H52V100L51 101H53V103H55V105H56V108H57V112L56 111H53V113H50V114H47V115H44V116H42V117H40V115H39V117L41 118V119H43V120H45L44 122H45V125L43 126V127H46L45 128V133L46 134H48V137L49 136H51V135H49V133H50V131H51V129H48V127H49V125H53L56 129V131H57V133L58 132H60V130L58 131L57 129H60V127H62L63 126V130L61 131L62 133H63V135L64 136H66L65 137V140H64V142H63V145H62V150L61 151H59V152H56L57 151V149H55V148H52L53 146H55L54 144H53V146L50 148L51 150L53 149H55L56 151H51V152H53L52 153V155L50 156L49 155V157L51 158V159H54L56 162L57 161H59V160H61V162L63 161L65 164H67V167L68 166H70V167H72V169L74 168V167H76V166H79V164L81 163V161L83 160V159H85L84 157H82L83 155H82V153L80 152V150H78L79 149V146H81L82 145V142L79 140L80 139V136H82V135H80V130L82 129V131L84 130H88V131H90L89 129H90V127H92V125H94L95 123H96V120L98 119L99 120V116H100V112H102V111H104V110H102V111H100V108H111V109H109V110H112V109H114V108H117V107H119V106H122L123 104H124V102L126 103V101H129V99H128V97H133V96H135L136 94H138V95H136L137 97H138V101H136L137 103L139 102V113H138V117H140V119H142V121H140V124L138 125L139 127H141V126H145L146 128H147V130H148V132L146 133V134H143L142 132H140V131H138V130H130V128H129V130L131 131V132H128V133H130L129 135V137H128V139H125L126 137V133L124 132L125 131V129H124V135L123 134H121V137L123 138V137H125V138H123V140H121V138L119 139V140H117V138L114 136V135H116L115 133H113L114 135H112V136H114V137H112V138H115V140H113V139H111V140H113V141H115L114 143H116L117 144V146L115 147L114 145L115 144H113L112 146L113 147H115V149H113L112 148V146L110 145V146H104L103 145V143L105 142H100L102 139H103V137H104V135L102 134V139L100 140V139H98V136H100V135H98L97 136V142L99 141V143H102V146H104V147H102V151H101V145L100 146H97L98 144H96V146L98 147V148H100V151H101V153H98L99 152V149L98 148H96L97 149V153L100 155H102L103 157H105V155L110 159V157H109V155H110V153L109 152H111V149H113L112 151H113V154L115 155H119L118 154V152L119 151H117V149H119V147L121 146V147H123V146H127V152H128V150L130 151V153H132L133 152V150L134 151H137V152H134V156H136L137 154H139L140 155V157H139V159L136 161L138 164L137 165H141L142 164V161L143 160H145L146 159V157L149 155V157H152L151 159H152V161H151V163H152V165H153V167L155 166V169H156V165L158 166V165H160V167H161V165H166V164H173V162H175L176 161V159H177V157L178 156H180L179 155V153L178 152H180L181 151V147H180V144H176V147H174L173 145H171V143L169 142L168 143V141H165V140H168V139H166L167 138V136H168V134L167 133H164V132H161L160 131V123L162 122V123H164L165 124V121L169 118V117H171V116H173L172 114H171V112L173 111V110H175L176 111V109H175V107H174V109L172 108V103H173V99H174V97L175 96H177L176 94L177 93H180L181 91L179 90L178 91V89H180L179 87L177 88V86H175L176 88H174V89H176L177 91V93L176 92H172L173 91V89H171L172 91H170V90H168V91H165L166 90V88H165V90H163V88L162 89H159L158 87L160 86V84H159V86L157 87V85H156V83L154 84L152 81V77H151V74H152V76H156V74L158 73H156V74H153V72L154 71H156V70H153V67L155 68L156 66H152V69H151V65L149 64L151 61L149 60V59H151L152 57H150L151 56V52H149L148 50H146V49H144V47H143V49L144 50H146L145 51V53L143 52V49H142V47H139V48H141L142 50V52H143V54L142 53H140V52H138V50L140 51V49L139 48H137L136 50H137V52H135V51H133V50H131V49H125ZM147 48H149V47H147ZM157 48V47H156ZM162 48V47H161ZM172 48V49H173ZM176 48H178V47H176ZM185 48V47H184ZM195 48V47H194ZM203 48V47H202ZM216 48V47H215ZM219 48V47H218ZM227 48V47H226ZM229 48V47H228ZM244 48V47H243ZM35 49V48H34ZM42 49H44V48H42ZM53 49V50H54ZM68 49V48H67ZM196 49V48H195ZM220 49V48H219ZM224 49V48H223ZM10 50V49H9ZM50 50V49H49ZM63 50V49H62ZM119 49L117 48V50L116 51H118ZM156 50V49H155ZM168 50H170V49H168ZM177 50H179V49H177ZM184 50V49H183ZM230 50V49H229ZM26 51H27V49H26ZM43 51V50H42ZM48 51V50H47ZM115 51V50H114ZM164 51V50H163ZM171 51V50H170ZM173 51V50H172ZM180 51V50H179ZM190 51V50H189ZM206 51V50H205ZM214 51V50H213ZM216 51H217V49H216ZM244 51V50H243ZM259 51V50H258ZM78 52V51H77ZM157 52V51H156ZM165 52V51H164ZM175 52V51H174ZM24 53V52H23ZM68 52H66V54H67ZM92 53H95L94 51L92 52ZM104 53H106V51L104 52ZM158 53V52H157ZM189 53V52H188ZM253 53V52H252ZM11 54H13V53H11ZM65 54V53H64ZM109 54H111V53H109ZM171 54V53H170ZM174 54V53H173ZM179 54V53H178ZM206 54V53H205ZM246 54V53H245ZM251 54V53H250ZM10 55V54H9ZM28 55V54H27ZM37 55H39V53L37 54ZM70 55V54H69ZM95 55V54H94ZM107 55V54H106ZM175 55V54H174ZM190 55V54H189ZM231 55H232V53H231ZM31 55H29V57H30ZM41 56V55H40ZM44 56V55H43ZM46 56H48V55H46ZM84 56V55H83ZM110 56V55H109ZM109 56H107V59L109 58ZM156 56V55H155ZM158 56H160V55H158ZM229 56H230V54L227 56V53L225 52V51H221V52H219L218 54H216L212 59L210 58L209 59V61L210 62H207V63H210V65L207 67V69L203 72V74L205 73V77L203 78V80H202V83H203V85H200L199 87H200V89H202V94H201V98H199L200 100H199V105L197 106L196 104H195V106H197V108L194 106V109L195 110H193L194 112L196 111V112H198L197 114L196 113H194V114H196V115H198L197 117H201V119L203 120V121H206V119L207 118H209V114L211 115V112H212V110L215 108V106L217 107V105H222V104H224L222 107H227V106H225L226 105V103H228V101L230 102V104L233 106V108L236 106L237 108H238V106L237 105H241V103L239 104V101L240 100H238L237 98H236V96L237 95H235L236 93H235V91H236V88H234V87H228V88H230L229 89V91H230V94H228L229 92H225L224 91V89L223 88H227V86L225 87H221V85H220V83L222 82V80H220V81H218V83H217V80H218V77L220 76L221 78H224V76L226 75V74H224V76H222L223 75V72L225 73V70L227 69V71H229V70H232V69H236L239 65H244L245 66V64H238L237 62H235V59L234 58H236V56L233 58V59H231L232 61H234L235 63H237V64H233L232 66H231V63H234V62H230V67H228L227 66V64H225L226 62H228V60H227V58L228 59H230L229 58ZM233 56V55H232ZM6 57H8L7 55H6ZM18 57V56H17ZM17 57L15 58L14 57V55H13V58H15V59H17ZM27 57V56H26ZM25 57V58H26ZM69 57V56H68ZM106 57V56H105ZM171 57V56H170ZM175 58L177 57V56H174ZM187 57V56H186ZM231 57V56H230ZM241 57V56H240ZM243 57V56H242ZM250 57V56H249ZM79 58V57H78ZM83 58V57H82ZM88 58H90V57H88ZM121 58H123L122 60H121ZM154 58V57H153ZM155 58H157V57H155ZM169 58V57H168ZM191 58V57H190ZM189 58V59H190ZM232 58V57H231ZM244 58V57H243ZM242 58V59H243ZM8 59V58H7ZM51 59V58H50ZM53 59V60H54ZM80 59H81V57H80ZM112 59V58H111ZM162 59V58H161ZM184 59H185V57H184ZM238 59H239V57H238ZM257 59V58H256ZM14 60V59H13ZM27 60H29V58L27 59ZM41 60V59H40ZM46 60V59H45ZM48 60V59H47ZM70 60H72V58L70 59ZM150 61L149 63H148V67H149V65H150V70H153L152 72H149V70H148V68L146 67V69H144V64H147L146 63V61ZM155 59H152V61L153 62H155L154 61ZM183 60V59H182ZM237 60V59H236ZM239 60H241V59H239ZM245 60V59H244ZM258 60V59H257ZM12 61V60H11ZM25 61H26V59H25ZM39 61V60H38ZM49 61V60H48ZM79 61V60H78ZM82 61V60H81ZM88 61V60H87ZM105 61H106V58H105ZM159 61H160V59H159ZM245 61H248V58H247V60H245ZM6 62H7V60H6ZM5 62V63H6ZM15 62V61H14ZM47 62V61H46ZM75 62V61H74ZM152 62V63H153ZM173 62V61H172ZM177 62H178V60H177ZM249 62V61H248ZM248 62H246V63H248ZM21 63V62H20ZM43 63H45V61L43 62ZM43 63H41L42 65H43V67L45 68L46 66L43 64ZM78 63H80V62H78ZM82 63H84V62H82ZM100 63V62H99ZM151 63V64H152ZM155 63H159V62H155ZM161 63H164V62H162V60H161ZM168 63V62H167ZM174 63V62H173ZM240 63V62H239ZM7 64V63H6ZM16 64H18V63H16ZM46 64H48V63H46ZM58 64V63H57ZM66 64V65H65ZM86 64V63H85ZM40 65V64H39ZM41 65V66H42ZM50 65V64H49ZM152 65H154V64H152ZM160 65V64H159ZM164 65V64H163ZM162 64H161V67L163 66ZM206 65V64H205ZM205 65H203V66H205ZM225 65H226V67H225ZM256 65V64H255ZM14 66V65H13ZM12 66V67H13ZM17 66V65H16ZM35 66H36V64H35ZM38 66V65H37ZM51 66V65H50ZM50 66L49 67H47V69L48 68H50ZM164 66H166V65H164ZM174 66V65H173ZM202 66V65H201ZM203 66H202V68H203ZM9 67V66H8ZM11 67V68H12ZM57 68V70H61L60 69V67H58V66H56ZM143 68L144 69V74H141V76L143 75V77H144V81H145V83L143 84V82H141V83H138V80H137V77H136V72H138V69L139 68ZM167 67L168 66H166V69H167ZM206 67V66H205ZM204 67V68H205ZM246 67V66H245ZM244 67V69H246ZM247 67H249L248 65H247ZM255 67V66H254ZM258 67V66H257ZM256 67V68H257ZM262 67V66H261ZM6 68V67H5ZM17 68V67H16ZM91 68V67H90ZM193 68V67H192ZM201 68V67H200ZM241 68V66L240 67H238L237 69L239 70ZM38 69V68H37ZM37 69H36V71H37ZM43 69V68H42ZM42 69H40L41 71H42ZM54 69V68H53ZM102 69V68H101ZM157 69V68H156ZM173 69V68H172ZM243 69V70H244ZM248 69V68H247ZM39 70V69H38ZM103 70V69H102ZM161 70H162V68H161ZM168 70V69H167ZM166 70V71H167ZM171 70V69H170ZM176 71H177V69H175ZM188 70V69H187ZM2 71H3V69H2ZM30 71V70H29ZM44 71V70H43ZM54 71V70H53ZM159 71V70H158ZM166 71H163V72H165L166 73ZM174 70H171V72H173ZM191 71H193L192 69H191ZM203 71V70H202ZM234 71H236L237 72V70H234ZM239 71H242V70H239ZM246 71H248V70H246ZM19 72V71H18ZM34 72V71H33ZM48 72V71H47ZM59 72V71H58ZM170 72V71H169ZM180 72V71H179ZM189 72H190V70H189ZM194 72V71H193ZM197 72V71H196ZM43 73V72H42ZM56 73V72H55ZM155 73V72H154ZM181 73V72H180ZM200 73V72H199ZM202 73V72H201ZM230 73V72H229ZM26 74V73H25ZM29 74V73H28ZM35 74V73H34ZM166 74H168V73H166ZM165 74V75H166ZM175 74H178L179 75V73H175ZM174 73H173V75H175ZM184 73H181V76L183 75ZM190 74V73H189ZM1 75H2V73H1ZM38 75V74H37ZM158 75H160V73H158ZM157 75V76H158ZM164 75V74H163ZM169 75V74H168ZM172 75V76H173ZM188 75V74H187ZM194 75H195V73H194ZM193 75V76H194ZM201 75V74H200ZM40 76H42L43 77V75H40ZM49 76V75H48ZM53 76V75H52ZM156 76V77H157ZM177 76V75H176ZM185 76V75H184ZM192 76V75H191ZM199 76V75H198ZM203 76V75H202ZM227 76V75H226ZM8 77V76H7ZM41 77V78H42ZM142 77V78H143ZM166 77H167V75H166ZM174 77V76H173ZM173 77L171 78L170 76H169V78L170 79H172V80H175V79H173ZM195 77H197V76H195ZM9 78H10V76H9ZM9 78H8V80H9ZM12 78H13V76H12ZM16 78V77H15ZM15 78H13V79H15ZM18 78V77H17ZM17 78L15 79V80H17ZM53 78V77H52ZM54 78H56L55 77V75H54ZM63 78V79H64ZM168 78V79H169ZM177 78V77H176ZM179 78V77H178ZM189 78L190 77H188V80H189ZM221 78H219V79H221ZM226 78V77H225ZM231 78V77H230ZM238 78V77H237ZM30 78H28V80H29ZM43 79V78H42ZM57 79V78H56ZM154 79V81H156V80H158V79H156L155 80V77L153 78ZM195 79V78H194ZM227 79V78H226ZM7 80V81H8ZM15 80H13L14 81V83H15ZM46 80V79H45ZM44 80V81H45ZM171 80V81H172ZM183 80V79H182ZM188 80H185V81H187L188 82ZM192 80V79H191ZM198 80V79H197ZM228 80V79H227ZM239 80V79H238ZM5 81H6V79H5ZM6 81V82H7ZM12 81V80H11ZM10 81V82H11ZM18 81V80H17ZM20 81V80H19ZM42 81V80H41ZM51 81V80H50ZM141 81H143V80H141ZM159 81H161V80H159ZM169 81V80H168ZM171 81H169V83L171 82ZM184 81V82H185ZM224 81V80H223ZM230 81V80H229ZM235 81V80H234ZM237 81V80H236ZM241 81H242V79H241ZM246 81H248V80H246ZM1 82V81H0ZM4 82V81H3ZM10 82H7V83H10ZM21 82V81H20ZM30 82V81H29ZM32 82V81H31ZM164 82H167L166 80L164 81ZM163 82V83H164ZM181 82V81H180ZM220 82V83H219ZM231 82V81H230ZM7 83H4L5 85H7ZM12 83V82H11ZM22 83V82H21ZM47 83V82H46ZM74 83H72V84H74ZM159 83V82H158ZM177 83V82H176ZM179 83V82H178ZM190 83H192V82H190ZM201 83V82H200ZM201 83V84H202ZM224 83V82H223ZM240 83V82H239ZM25 84V83H24ZM72 84H70V85H72ZM172 84H173V82H172ZM171 84V85H172ZM250 84V83H249ZM5 85H4V87H3V89L4 88H7V87H5ZM9 85V84H8ZM56 85V84H55ZM170 85V84H169ZM173 85H175V84H173ZM187 85V84H186ZM192 85V84H191ZM195 85V84H194ZM197 85V84H196ZM226 85V84H225ZM233 85H235V84H233ZM42 86V85H41ZM45 86V85H44ZM48 86V85H47ZM73 86V85H72ZM76 86V87H77ZM180 86H182L181 84H180ZM201 86H203V88L201 87ZM248 86V85H247ZM12 87V86H11ZM9 88V86H8V88H9V90L8 91H6L5 93H2V92H4L5 90H3L2 91V89L0 88V91H1V93H0V110H1V112L3 111V113L0 115V128H2V127H4L5 128V130H6V128H7V130H9V133L10 132H12V130L15 128H13V126H15V125H17V126H19L18 124V119H19V117L21 116V119H23L22 118V116H23V114L25 113V115H27V117L24 119L25 120V122L24 121H22V122H24L25 124V127L30 123V124H32V125H34V123L36 124V122L35 121H33L32 122V119H33V115H32V113H31V111H30V109L28 110H25V108H24V105L26 104V101H27V99H26V97L23 95V93H22V91H19V89L18 90H15V89H13V88ZM13 87H15L16 88V86H13ZM22 87V86H21ZM54 87V86H53ZM69 87V86H68ZM164 87V86H163ZM166 87V86H165ZM198 87V88H199ZM20 88V87H19ZM23 88V87H22ZM25 88V87H24ZM66 88V87H65ZM73 88H74V86H73ZM140 88V89H139ZM171 88V87H170ZM186 88V87H185ZM195 88H196V86H195ZM197 88V89H198ZM239 88V87H238ZM21 89V88H20ZM38 89V88H37ZM70 89V88H69ZM139 89V90H138ZM28 90V89H27ZM35 90V89H34ZM71 90H72V87H71ZM75 90V89H74ZM186 90V89H185ZM191 90V88H189V91ZM193 91H194V89H192ZM191 90V91H192ZM232 90V91H231ZM25 91V90H24ZM39 91V90H38ZM67 91H68V89H67ZM82 91V90H81ZM139 91L140 92H142L141 94L139 93ZM189 91L187 92V93H189ZM227 91V90H226ZM239 91V90H238ZM237 91V92H238ZM34 92H36V91H34ZM197 92H199V90L197 91ZM40 93V92H39ZM50 93V92H49ZM191 93V92H190ZM196 93V92H195ZM200 93H201V90H200ZM256 93H258V92H256ZM255 93V94H256ZM184 94V93H183ZM192 94H193V92H192ZM199 93H197V94H195V95H198ZM212 94H214V98H212L213 96H212ZM26 95V94H25ZM73 95V94H72ZM180 95V94H179ZM195 95H192V96H190V97H193V96H195ZM243 95V94H242ZM33 96V95H32ZM62 98H61V97ZM76 96H78L77 94H76ZM84 96V95H83ZM181 96V95H180ZM180 96H178V98H180ZM184 96H185V94H184ZM183 95L181 96L182 97V99H184L185 97H184ZM187 96H189V94H187ZM253 96V95H252ZM258 96V95H257ZM27 97H29V96H27ZM45 97V96H44ZM47 97V96H46ZM79 97V96H78ZM88 97V96H87ZM86 97V98H87ZM184 97V98H183ZM197 97V96H196ZM196 97H195V99H196ZM34 98V97H33ZM85 98V100H88V101H90V99L89 98H87L86 99ZM127 98V99H126ZM167 99V100H169V101H165L167 104H169V106H167V105H165L164 104V102L162 103V101H164V99ZM176 98V97H175ZM48 99V98H47ZM77 99V98H76ZM81 99V98H80ZM132 99H134V98H132ZM135 99H136V97H135ZM134 99V100H135ZM165 99V100H166ZM181 99V98H180ZM181 99V100H182ZM186 99V98H185ZM184 99V100H185ZM189 99V98H188ZM228 99H230V100H228ZM38 100V99H37ZM41 100V99H40ZM180 100V101H181ZM30 101V100H29ZM44 102H45V99L43 100ZM43 101H40V102H43ZM77 101V100H76ZM162 103V105L164 104L165 106H163V107H159L158 106V104H161L160 102ZM183 101V100H182ZM181 101V102H182ZM188 101V100H187ZM191 101V100H190ZM193 101L194 100H192V105L194 104L193 103ZM197 101H198V99H197ZM44 102H43V104H44ZM85 102V101H84ZM83 102V103H84ZM50 103V102H49ZM73 103V102H72ZM77 103V102H76ZM88 103V102H87ZM90 103V102H89ZM95 103V104H94ZM186 103V102H185ZM81 104V103H80ZM91 104V103H90ZM177 104V103H176ZM186 104H188V103H186ZM191 104V103H190ZM229 104V103H228ZM227 104V105H228ZM229 104V105H230ZM45 105H47V104H45ZM44 105V106H45ZM51 105V104H50ZM54 105V104H53ZM79 105V104H78ZM77 105V106H78ZM83 105V104H82ZM87 104L85 103V105L84 106H86ZM162 105H160V106H162ZM26 106V105H25ZM41 106V105H40ZM43 106V105H42ZM89 106V105H88ZM92 106V105H91ZM191 106V105H190ZM189 106V107H190ZM244 106V105H243ZM69 107V106H68ZM76 107V106H75ZM90 107V106H89ZM187 107V106H186ZM188 107V109H186L187 111L189 110L190 111V108ZM221 107V108H222ZM235 107V108H236ZM55 108V107H54ZM53 108V109H54ZM177 108V107H176ZM193 108V107H192ZM43 109V108H42ZM122 109V108H121ZM120 109V110H121ZM125 109H127V108H125ZM173 109V110H172ZM185 109V108H184ZM222 109H224V108H222ZM228 109H230V108H228ZM239 109V108H238ZM244 109V108H243ZM75 110H77L76 108L73 110L74 112H76ZM81 110V111H82ZM118 109H116V110H112V111H114V115L116 114V113H118V112H116ZM119 110V111H120ZM129 110V109H128ZM216 110H218V111H220L219 109H217L216 108ZM236 110V109H235ZM246 110V109H245ZM85 111V112H84ZM106 112H107V110H105ZM122 111V110H121ZM175 111H174V113H175ZM185 111V110H184ZM186 111V112H187ZM188 111V113H190ZM51 112V111H50ZM56 112V114H54ZM116 112V113H115ZM180 111H176V114L177 113H179ZM235 112H237V111H235ZM73 113V112H72ZM104 112H102V114H103ZM111 112H108L107 114H110ZM127 113V112H126ZM181 113V112H180ZM183 113V112H182ZM188 113H186V114H184V115H186L185 117H186V119H188L189 121H190V119L188 118ZM213 113H214V110H213ZM213 113H212V116H213ZM71 114V113H70ZM75 114V113H74ZM101 114V115H102ZM113 114V113H112ZM119 114L121 115V112H119ZM119 114H118V116H119ZM130 114V113H129ZM193 114V112L191 111V114H189V116L190 115H192ZM236 114V113H235ZM244 114V113H243ZM245 114H246V112H245ZM104 115L105 114H103V116L101 117V118H104ZM111 115V114H110ZM125 115V114H124ZM182 115V114H181ZM183 115V116H184ZM196 115H195V117H196ZM80 116V115H79ZM117 116V115H116ZM183 116H181V117H183ZM208 116V117H207ZM211 116V117H212ZM219 116V115H218ZM240 116V115H239ZM67 117V116H66ZM69 117V116H68ZM105 117H106V115H105ZM111 117H113L112 115H111ZM181 117H175V118H177L178 120L181 118ZM226 117V116H225ZM233 117V116H232ZM100 118V122H102V120H105L104 122H103V124L104 123H107V125H109L110 123L108 122V119H109V116L107 115V119H101ZM114 118V120H116L115 119V117H113ZM127 118L129 119V118H131V117H128V115H127ZM172 118H174V117H172ZM190 118H192V116H190ZM227 118V117H226ZM237 118H239V117H237ZM245 118V117H244ZM70 119V118H69ZM132 119V118H131ZM139 119V120H140ZM177 119H175V120H177ZM182 119V118H181ZM184 119V118H183ZM198 119V118H197ZM196 119V120H197ZM209 119H211V118H209ZM213 119V118H212ZM234 119V118H233ZM239 119H241V118H239ZM252 119V118H251ZM43 120H41V121H43ZM113 120V121H114ZM124 120V119H123ZM127 120V119H126ZM126 120H124V121H126ZM130 120V119H129ZM137 120V119H136ZM138 120V121H139ZM173 120V119H172ZM200 120V119H199ZM202 120H200V121H202ZM237 120V119H236ZM27 121V122H26ZM110 121V120H109ZM183 121V120H182ZM207 121H209V122H207V123H209V125H210V120H207ZM223 121V120H222ZM241 121V120H240ZM248 121V120H247ZM73 122H75V121H73ZM129 122V121H128ZM174 122V121H173ZM176 122H178V121H175V127H176ZM183 122H185V121H183ZM197 123H198V121H196ZM196 122L195 123H193L194 125L196 124ZM233 122V121H232ZM235 122V121H234ZM251 122V121H250ZM255 122V121H254ZM16 123H18V124H16ZM38 123V122H37ZM83 123V124H82ZM98 123V122H97ZM109 123V124H108ZM114 123V122H113ZM112 123V124H113ZM115 123L117 124V121H115ZM114 123V124H115ZM132 123V122H131ZM180 123V122H179ZM237 123H238V121H237ZM20 124H22V123H20ZM113 124V125H114ZM115 124V125H116ZM118 124H121L120 122L118 123ZM127 124V123H126ZM135 124V123H134ZM168 124H169V120H168ZM167 124V125H168ZM172 124V123H171ZM213 124V123H212ZM215 124V123H214ZM219 124H220V122H219ZM241 124V123H240ZM40 125V124H39ZM39 125L38 124H36L35 125V127L34 128H32L30 131L32 132V130H33V132L31 133V134H34V133H36V130H38V128H36V126L37 127H39ZM42 125V124H41ZM98 125H100L99 123H98ZM105 125V124H104ZM114 125V127H116L117 128V125L115 126ZM122 125V124H121ZM127 125H129V124H127ZM163 125V124H162ZM166 125V124H165ZM173 125V126H174ZM178 125V124H177ZM181 125V124H180ZM185 125V124H184ZM184 125H182L184 128H185V126ZM198 125V124H197ZM200 125H202L201 123H200ZM242 125V124H241ZM30 126V125H29ZM28 126V127H29ZM67 126V127H66ZM124 126V125H123ZM123 126H122V128H123ZM126 126V125H125ZM124 126V127H125ZM208 126V125H207ZM237 126V125H236ZM243 126V125H242ZM257 126V125H256ZM28 127H26V129H29ZM31 127H33V126H31ZM53 127V128H54ZM94 127V126H93ZM120 127V126H119ZM128 127V126H127ZM131 127V126H130ZM139 127H137L138 129H139ZM171 127V126H170ZM170 127H167V128H169V131H170ZM179 127H181V126H179ZM194 127H196V125L194 126ZM204 127V126H203ZM230 127V126H229ZM3 128V129H4ZM18 128V127H17ZM71 128H72V126H71ZM94 128H96V126L94 127ZM94 128H92V130H95ZM100 128V127H99ZM121 128V129H122ZM162 128V127H161ZM174 128V127H173ZM200 128V127H199ZM205 128H206V126H205ZM228 128V127H227ZM232 128V127H231ZM239 128V127H238ZM241 128V127H240ZM260 128V127H259ZM21 129V128H20ZM41 129V128H40ZM70 129V128H69ZM97 129V128H96ZM176 129V128H175ZM195 129V128H194ZM210 129V128H209ZM253 129V128H252ZM0 130H2V129H0ZM6 130V131H7ZM16 129H14V131H15ZM22 130V129H21ZM42 130V129H41ZM48 130H50V131H48ZM71 130V129H70ZM99 130V129H98ZM101 130V129H100ZM103 130V129H102ZM149 130H152V131H154V132H149ZM158 130H159V133L160 134H158ZM164 130V129H163ZM171 130H174V129H171ZM188 130V129H187ZM203 130V129H202ZM206 130V129H205ZM217 130V129H216ZM227 130V129H226ZM229 130V129H228ZM227 130V131H228ZM239 130V129H238ZM25 131V130H24ZM26 131H28V130H26ZM25 131V132H26ZM40 131V130H39ZM43 131V132H44ZM72 131V130H71ZM87 131V132H88ZM97 130H95V132H96ZM106 131H107V128H106ZM121 131L122 130H120V133H121ZM143 131V130H142ZM145 131V130H144ZM166 131H168V130H166ZM242 131H243V129H242ZM41 132V131H40ZM40 132H39V134H40ZM52 132V131H51ZM86 132V133H87ZM93 132V131H92ZM103 132H104V130H103ZM112 132V131H111ZM116 132V131H115ZM155 132H157V135L155 136ZM188 132V131H187ZM199 132V131H198ZM203 132V131H202ZM208 132V131H207ZM230 132H231V130H230ZM237 132V131H236ZM252 132V131H251ZM254 132V131H253ZM262 132H264V131H262ZM2 133V132H1ZM21 133V132H20ZM27 133H29V131L27 132ZM26 133V134H27ZM89 133V132H88ZM97 133V132H96ZM95 133V134H96ZM100 134L102 133V132H99ZM116 133H118V132H116ZM181 133V132H180ZM185 133H186V131H185ZM244 133V132H243ZM242 133V134H243ZM250 133V132H249ZM14 134V133H13ZM38 134V135H39ZM52 134H53V132H52ZM75 134V135H74ZM85 134V133H84ZM90 134H91V131H90ZM90 134L88 135V136H90ZM94 134V133H93ZM92 134V135H93ZM94 134V135H95ZM98 134V133H97ZM152 134H154V135H152ZM170 134V133H169ZM188 134H189V132H188ZM212 134V133H211ZM229 134V133H228ZM12 135V134H11ZM15 135V134H14ZM19 135V134H18ZM17 135V136H18ZM21 135V134H20ZM30 135V134H29ZM29 135H26V136H29ZM35 135V134H34ZM40 135H42V134H40ZM70 135H72V137L71 138H69L70 137ZM86 135V134H85ZM84 135V136H85ZM107 135V134H106ZM123 135V136H122ZM175 135H177V133L175 134ZM182 135V134H181ZM190 135V134H189ZM202 135H204L205 136V134H202ZM202 135H200V137L198 138V139H200L201 138V136ZM224 135V134H223ZM23 136V135H22ZM26 136H24V138L26 137ZM173 138H174V132H173ZM197 136H198V134H197ZM224 136H226V134L224 135ZM1 137V136H0ZM30 137V136H29ZM32 137V136H31ZM47 137V138H48ZM52 137H56L57 138V135L56 136H53L52 135ZM59 137V136H58ZM86 137V136H85ZM85 137L83 138V139H85ZM93 137V136H92ZM91 137V138H92ZM110 137V138H111ZM177 137H179L178 135H177ZM181 137V136H180ZM179 137V138H180ZM244 137V136H243ZM18 138V137H17ZM16 138V139H17ZM37 138H38V136H37ZM50 138V137H49ZM55 138V139H56ZM88 137H86V139H87ZM95 138H96V135H95ZM95 138H92L93 139V141H95L96 139ZM108 138V137H107ZM191 138V137H190ZM206 138H208V136L206 137ZM211 138V137H210ZM1 139V138H0ZM46 139V138H45ZM59 139V138H58ZM95 139V140H94ZM105 139H106V136H105ZM151 139H152V141H151ZM153 139H155V140H153ZM164 140V143H160V142H162V141H160L159 142V140ZM202 139H203V136H202ZM209 139V138H208ZM207 139V140H208ZM216 139V138H215ZM225 139V138H224ZM223 139V140H224ZM7 140V139H6ZM13 140V139H12ZM36 140V139H35ZM43 140V139H42ZM50 140H51V138H50ZM49 140V141H50ZM57 140V139H56ZM104 140V139H103ZM110 140V139H109ZM175 140H176V138H175ZM190 140V139H189ZM192 140V139H191ZM243 140V139H242ZM11 141V140H10ZM16 141H18V140H16ZM52 141V140H51ZM60 141V140H59ZM58 141V142H59ZM62 141H63V139H62ZM89 141V140H88ZM107 141H108V139H107ZM153 141H155V142H153ZM201 141H203V140H201ZM232 141V140H231ZM238 141V140H237ZM57 142V141H56ZM79 142H81V145H78V143ZM204 142V141H203ZM202 142V145L203 144H205V143H203ZM22 143V142H21ZM53 143V142H52ZM55 143V142H54ZM60 143H62V142H60ZM87 143H89V142H87ZM94 143H96V142H94ZM108 142H106V144H107ZM111 143V142H110ZM197 143V142H196ZM195 143V144H196ZM33 144V143H32ZM35 144V143H34ZM45 144V143H44ZM51 144V143H50ZM85 143L83 142V145H84ZM105 144V143H104ZM191 146L193 147V145H194V147L196 146L195 144H193V141H191ZM207 144V143H206ZM209 144V143H208ZM219 144V143H218ZM246 144V143H245ZM7 145V144H6ZM28 145V144H27ZM30 145H31V143H30ZM38 145V144H37ZM86 145V144H85ZM84 145V146H85ZM130 145H133V149H132V151L130 150V149H128V147H130ZM198 145V144H197ZM35 146V145H34ZM58 146V145H57ZM90 145L88 144V147H89ZM61 147V146H60ZM59 147V148H60ZM74 147H76L77 148V152H75L74 151ZM85 147H87V146H85ZM108 147H110V148H108ZM120 147V148H121ZM197 147H199V146H197ZM203 147H204V145H203ZM220 147V146H219ZM257 147V146H256ZM29 148H30V146H29ZM34 148V147H33ZM57 148V147H56ZM81 148V147H80ZM92 149H93V146L91 147ZM94 148H95V145H94ZM132 148V147H131ZM3 149V148H2ZM6 149H7V147H6ZM38 149V148H37ZM92 149H91V151H90V149H88V151H90V152H92ZM104 149V150H103ZM202 149V148H201ZM218 149H220V148H218ZM229 149V148H228ZM26 150V149H25ZM31 150H32V148H31ZM59 150V149H58ZM82 150H83V147H82ZM94 150V149H93ZM180 150V151H179ZM211 150V149H210ZM213 150V149H212ZM258 150V149H257ZM2 151V150H1ZM23 151V150H22ZM27 151V150H26ZM38 151H39V149H38ZM43 151V150H42ZM109 151V152H108ZM121 151V150H120ZM222 151V150H221ZM253 151V150H252ZM6 152V151H5ZM84 152H86V151H84ZM83 152V153H84ZM122 152V151H121ZM229 152V151H228ZM23 153V152H22ZM30 153V152H29ZM50 153V152H49ZM102 153H105L104 155L102 154ZM120 153V152H119ZM130 153H128V154H130ZM33 154V153H32ZM31 154V155H32ZM36 154V153H35ZM39 154V153H38ZM51 154V153H50ZM97 154V155H98ZM112 154V153H111ZM112 154V155H113ZM44 155V154H43ZM42 155V156H43ZM87 155V154H86ZM96 155V154H95ZM114 155H113V157H114ZM133 155V154H132ZM145 155H146V157H145ZM182 155H183V153H182ZM207 155V154H206ZM223 155V154H222ZM250 155H252V154H250ZM261 155V154H260ZM12 156V155H11ZM18 156V155H17ZM34 156V155H33ZM111 156V155H110ZM117 156H116V158H117ZM123 156H124V154H123ZM131 156V155H130ZM130 156L128 155V156H126V157H129V159H130ZM241 156V155H240ZM13 157H15V156H13ZM35 157V156H34ZM33 157V158H34ZM93 157H95V156H93ZM101 157V156H100ZM106 157V158H107ZM120 157V156H119ZM183 157V156H182ZM200 157V156H199ZM211 157V156H210ZM224 157V156H223ZM227 157V156H226ZM225 157V158H226ZM236 157V156H235ZM256 157H258L257 155H256ZM22 158V157H21ZM44 158V157H43ZM47 158V157H46ZM99 158V157H98ZM102 158V157H101ZM121 158V160L120 161H122V157H120ZM124 158H125V156H124ZM179 158V157H178ZM207 158V157H206ZM242 158V157H241ZM41 159V158H40ZM56 159H59V160H56ZM132 159V158H131ZM148 159V158H147ZM183 159V158H182ZM191 159H193V158H191ZM234 159V158H233ZM237 159V158H236ZM34 160H36V159H34ZM53 160V161H54ZM107 160V159H106ZM238 160H239V158H238ZM17 161H18V159H17ZM23 160L22 159H20L18 162H19V164H20V168H21V166H22V164H23V162H22ZM30 161V160H29ZM52 161V160H51ZM100 161V160H99ZM98 161V162H99ZM108 161V160H107ZM117 161V160H116ZM119 161V162H120ZM127 161V162H126ZM130 161V160H129ZM128 161V158H125L123 161H122V166L121 167H119V170H120V168L122 169V173H124L125 172V180L127 181L126 182V184H128V183H130V185H131V183L133 182V181H135V182H138L137 180H141V179H139L138 177H139V175H138V177H137V175L135 174V175H132L131 173V169H132V167L131 166H128V164L129 165H131L130 164V162ZM134 161V160H133ZM17 162V163H18ZM25 162H27L26 160H25ZM60 162V161H59ZM94 162V161H93ZM96 162V161H95ZM102 162V161H101ZM105 162V161H104ZM109 162V161H108ZM113 162V161H112ZM149 162V161H148ZM147 162V163H148ZM239 162V161H238ZM34 163V162H33ZM82 163H83V161H82ZM87 163V162H86ZM89 163V162H88ZM100 163V162H99ZM194 163V162H193ZM200 163H201V160H200ZM214 163V162H213ZM235 163V162H234ZM29 163H27V165H28ZM84 164V163H83ZM113 165H115V163H112ZM198 164H199V161H198ZM207 164V163H206ZM216 164V163H215ZM232 164V163H231ZM239 164V163H238ZM33 165V164H32ZM32 165H28L29 166V169L30 170H35V169H33V166ZM35 165V164H34ZM87 165V164H86ZM94 165V164H93ZM93 165H91L92 166V168H94L93 167ZM116 165H118V163L116 162ZM120 165H121V163H120ZM120 165H118V166H120ZM202 165V164H201ZM245 165V164H244ZM16 166V165H15ZM14 166V167H15ZM25 166V165H24ZM49 166V165H48ZM59 166H61V165H59ZM98 166V165H97ZM133 166V165H132ZM136 166V165H135ZM150 166V165H149ZM167 166V165H166ZM238 166V165H237ZM242 166V165H241ZM241 166H239V168L241 167ZM18 167V166H17ZM16 167V168H17ZM26 167V166H25ZM40 167V166H39ZM63 167V166H62ZM61 167V168H62ZM64 167H66L65 165H64ZM63 167V168H64ZM66 167V168H67ZM89 167V166H88ZM115 167V166H114ZM117 167V166H116ZM115 167V168H116ZM152 167V166H151ZM151 167H149V168H151ZM159 167V168H160ZM164 167V166H163ZM209 167V166H208ZM234 167V166H233ZM99 168V167H98ZM104 168V167H103ZM139 168H140V166H139ZM183 168V167H182ZM194 168V167H193ZM206 168V167H205ZM220 168V167H219ZM237 168V167H236ZM243 168V167H242ZM246 168V167H245ZM244 168V169H245ZM14 169V168H13ZM23 169V168H22ZM42 169V168H41ZM68 169V168H67ZM83 169H84V167H83ZM88 169V168H87ZM95 169V168H94ZM105 169V168H104ZM112 169V168H111ZM118 169V168H117ZM141 169V168H140ZM154 168H152L151 170H153ZM161 169V168H160ZM160 169H158V170H160ZM179 169V168H178ZM187 169V168H186ZM195 169V168H194ZM197 169V168H196ZM213 169V168H212ZM228 169V168H227ZM241 169V168H240ZM239 169V170H240ZM260 169V168H259ZM18 170V169H17ZM77 170V169H76ZM78 170H79V167H78ZM93 170V169H92ZM96 170V169H95ZM100 170V169H99ZM98 170V171H99ZM145 170V169H144ZM146 170H147V168H146ZM145 170V171H146ZM215 170V169H214ZM235 170V169H234ZM12 171H15V169L14 170H12L11 169V163H10V160L8 159V158H6L5 156L3 157V156H1V154H0V185L1 184H3V182L5 183V181H7L8 179H11V178H13V173H12ZM36 171V170H35ZM66 171V170H65ZM65 171H64V173L63 174H65ZM83 171V170H82ZM85 171V170H84ZM104 171V170H103ZM108 171V170H107ZM195 171V170H194ZM209 171V170H208ZM207 171V172H208ZM237 171V170H236ZM21 172V171H20ZM34 172V171H33ZM32 172V173H33ZM73 172H74V170H73ZM95 172V171H94ZM116 172V171H115ZM140 172V171H139ZM154 172V171H153ZM179 172V171H178ZM198 172V171H197ZM202 172V171H201ZM235 172V171H234ZM30 173V172H29ZM60 173V172H59ZM77 173V172H76ZM81 172H79V174H80ZM84 173V172H83ZM85 173H86V171H85ZM90 173H92V172H90ZM98 173V172H97ZM102 173V172H101ZM137 173H138V171H137ZM152 173V172H151ZM157 173V172H156ZM196 173V172H195ZM194 173V174H195ZM199 173V172H198ZM251 173H253V172H251ZM21 174V173H20ZM23 174V173H22ZM21 174V175H22ZM52 174H53V172H52ZM55 174V173H54ZM62 174V173H61ZM60 174V175H61ZM100 174V173H99ZM103 174V173H102ZM148 174V173H147ZM153 174V173H152ZM186 174V173H185ZM211 174V173H210ZM228 174V173H227ZM247 174V173H246ZM29 175V174H28ZM31 175V174H30ZM41 175V174H40ZM59 175V174H58ZM59 175V176H60ZM67 175V174H66ZM66 175H62V176H66ZM87 175V174H86ZM93 175V174H92ZM183 175V174H182ZM188 175V174H187ZM201 175V174H200ZM205 175V174H204ZM208 175V174H207ZM213 175V174H212ZM253 175V174H252ZM27 176V175H26ZM32 176H33V174H32ZM43 176V175H42ZM62 176H61V178H62ZM68 176H69V174H68ZM91 176V175H90ZM101 176V175H100ZM108 176V175H107ZM106 176V177H107ZM225 176V175H224ZM229 176V175H228ZM227 176V177H228ZM251 176V175H250ZM25 177V176H24ZM29 177V176H28ZM53 177H54V175H53ZM75 177V176H74ZM109 178H110V176H108ZM142 177V176H141ZM140 177V178H141ZM144 177V176H143ZM142 177V178H143ZM183 177V176H182ZM212 177V176H211ZM232 177V176H231ZM241 177H243V175L241 176ZM246 177V176H245ZM248 177V176H247ZM257 177V176H256ZM47 178H49V177H47ZM58 178V177H57ZM56 177H55V179H57ZM76 178V177H75ZM92 178V177H91ZM98 177H96V179H97ZM103 178V177H102ZM112 178V177H111ZM124 178V177H123ZM181 178V177H180ZM179 178V179H180ZM206 178V177H205ZM59 179V178H58ZM57 179V180H58ZM96 179H94V181L96 180ZM107 179V178H106ZM115 179V178H114ZM177 179V178H176ZM191 179V178H190ZM200 179V178H199ZM236 179V178H235ZM14 180H15V178H14ZM23 180V179H22ZM27 180H28V178H27ZM32 180H33V182H34V180L36 181V179H29V181L30 182H32ZM67 180H69V179H67ZM99 180H101V178H99ZM104 180V179H103ZM186 180H187V177H186ZM204 180V179H203ZM218 180H219V178H218ZM231 180V179H230ZM241 180V179H240ZM247 180V179H246ZM245 180V181H246ZM249 180V179H248ZM247 180V181H248ZM16 181V180H15ZM20 182H21V180H19ZM93 181V182H94ZM102 181V180H101ZM106 181V180H105ZM105 181H103L104 182V184L106 185V183H105ZM113 181V180H112ZM116 181V180H115ZM121 181H124V179L122 180L121 179ZM177 181H178V183L180 182V181H182V180H178L177 179ZM185 181V180H184ZM208 181V180H207ZM227 181V180H226ZM226 181H225V183H226ZM249 181H251V180H249ZM32 182V183H33ZM46 182H47V180H45V184H46ZM57 182V181H56ZM77 182H78V180H77ZM76 182V183H77ZM82 182V181H81ZM97 181H95V185L97 186V185H99L98 184V182L96 183ZM117 182V181H116ZM125 182V181H124ZM123 182V183H124ZM176 182V181H175ZM174 182V183H175ZM188 182V181H187ZM186 181H185V183H187ZM192 182V181H191ZM55 183V182H54ZM76 183H74V184H76ZM118 183H119V181H118ZM123 183H120V184H123ZM182 183V182H181ZM189 183V182H188ZM201 183V182H200ZM205 183V182H204ZM230 183H232V182H230ZM11 184V183H10ZM25 184V183H24ZM44 183H43V188H42V190L44 189V185H45ZM49 184H51V183H49ZM91 184V183H90ZM100 184H101V182H100ZM182 184H184V183H182ZM197 184H199V183H197ZM207 184V183H206ZM211 184V183H210ZM236 184V183H235ZM11 185H13V184H11ZM15 185V184H14ZM17 185V184H16ZM29 185H31V183L29 184ZM56 185V184H55ZM61 185V184H60ZM59 184H58V187L57 188H59V186H60ZM82 185V184H81ZM117 185V184H116ZM129 185V184H128ZM165 185V184H164ZM191 185V184H190ZM193 185V184H192ZM196 185V184H195ZM212 185V184H211ZM213 185H215V189H216V185H217V183L216 184H213ZM218 185H219V182H218ZM249 185V184H248ZM247 185V186H248ZM25 186V185H24ZM28 186V185H27ZM42 186V185H41ZM49 186V189H50V185H48ZM63 186V185H62ZM92 186L95 188L96 186H94V184H92ZM125 186V185H124ZM205 186H207V185H205ZM208 186H209V183H208ZM223 186V185H222ZM15 187V186H14ZM20 187V186H19ZM18 187V188H19ZM71 187V186H70ZM73 187V186H72ZM79 187H80V185H79ZM79 187H78V189H79ZM92 187V188H93ZM99 187H100V185H99ZM98 187V188H99ZM101 187H103V185L101 184ZM213 187V186H212ZM212 187H210V188H212ZM243 187V186H242ZM251 187H252V185H251ZM63 187H61V189H62ZM66 188H68V187H66ZM74 188H76V187H74ZM113 188V187H112ZM126 188V187H125ZM209 188V187H208ZM218 188V187H217ZM247 188V187H246ZM22 189V188H21ZM54 189H56V187L54 188ZM81 189H82V186H81ZM80 189V190H81ZM88 189V188H87ZM97 189V188H96ZM100 189V188H99ZM103 189V188H102ZM105 189V188H104ZM110 189V188H109ZM219 189V188H218ZM243 189V188H242ZM13 190V189H12ZM16 190H17V188H16ZM23 190V189H22ZM57 190V189H56ZM67 190V189H66ZM83 190H84V188H83ZM85 190H86V188H85ZM250 190V189H249ZM48 191V190H47ZM47 191L45 192V190H43V194L39 197V199L37 198L36 200H37V204H40V205H42V206H46V203L47 202H45L46 200H44V199H42V197H44L45 195H47L48 193H47ZM49 191H51L50 193H51V196H52V193H53V188H52V190H49ZM77 191V190H76ZM111 191V190H110ZM243 191V190H242ZM13 192V191H12ZM15 192V191H14ZM17 192V191H16ZM64 192V191H63ZM239 192V191H238ZM18 193V192H17ZM17 193L15 194V195H17ZM57 193H59V192H57ZM81 193V192H80ZM88 193H91V192H88ZM100 193V192H99ZM103 192H101V194H102ZM217 193V192H216ZM14 194V193H13ZM12 194V195H13ZM20 194V193H19ZM25 194V193H24ZM82 194V193H81ZM94 194H96V193H94ZM104 194V193H103ZM123 194V193H122ZM234 194V193H233ZM237 194V193H236ZM29 196H30V199H31V195L30 194H28ZM50 195V194H49ZM59 195H60V193H59ZM65 195H68V194H65ZM80 195V194H79ZM87 195V194H86ZM91 195H93V193L91 194ZM118 195V194H117ZM255 195H256V193H255ZM258 195V194H257ZM2 196V197H1ZM4 196H5V194H4ZM2 194L0 195V200H1V198H3L4 197ZM51 196H48V199H49V197H51ZM61 196V195H60ZM85 196V195H84ZM89 196V195H88ZM235 196V195H234ZM238 196V195H237ZM246 196V195H245ZM248 196V195H247ZM246 196V197H247ZM250 196V195H249ZM65 197V196H64ZM83 197V196H82ZM94 197V196H93ZM100 197H104V199L107 197V195L106 196H104V195H101ZM115 197H118V196H115ZM114 197V198H115ZM226 197V196H225ZM255 197V196H254ZM61 197H59V199H60ZM67 198H69V197H67ZM89 198V197H88ZM91 198V197H90ZM97 198V197H96ZM227 198H228V196H227ZM248 198V197H247ZM253 198V197H252ZM61 199H63V198H61ZM65 199V198H64ZM85 199V198H84ZM101 199V198H100ZM115 199H117V198H115ZM115 199H114V201H115ZM213 199V198H212ZM237 199V198H236ZM257 199V198H256ZM35 200V199H34ZM53 200V199H52ZM66 200V202H71L72 200L69 198V200H71V201H69L68 199H65ZM80 200V199H79ZM86 200L88 201V199L86 198ZM85 200V201H86ZM93 200V199H92ZM91 200V201H92ZM153 200V199H152ZM222 200V199H221ZM238 200V199H237ZM241 200V199H240ZM255 200V199H254ZM48 201H51V200H48ZM64 201V200H63ZM97 201V200H96ZM96 201H94V202H96ZM101 201V200H100ZM104 201V200H103ZM216 201V200H215ZM230 201V200H229ZM228 201V202H229ZM24 202H25V200H24ZM182 202V201H181ZM186 202V201H185ZM190 202V201H189ZM233 201H231V203H232ZM244 202V201H243ZM32 203V202H31ZM36 203V202H35ZM60 203H61V201H60ZM72 203V202H71ZM71 203H70V205H71ZM85 203H87V202H85ZM91 203V202H90ZM155 203V202H154ZM157 203V202H156ZM163 203V202H162ZM169 203V202H168ZM167 203V204H168ZM174 203V202H173ZM177 203V202H176ZM188 203V202H187ZM186 203V204H187ZM230 203V202H229ZM14 204V203H13ZM16 204V203H15ZM18 204V203H17ZM30 204V203H29ZM64 204H66V203H64ZM83 204V203H82ZM93 204V203H92ZM152 204H153V202H152ZM151 204V205H152ZM160 204H161V202H160ZM166 204V205H167ZM171 204V203H170ZM241 204V203H240ZM245 204V203H244ZM253 204V203H252ZM262 204V203H261ZM4 205H6V204H4ZM67 205V204H66ZM78 205V204H77ZM87 205V204H86ZM114 205V204H113ZM154 205V204H153ZM156 205H159L158 203L156 204ZM164 205V204H163ZM165 205V206H166ZM15 206V205H14ZM26 206V205H25ZM50 206V204L47 206V208ZM60 206H61V204H60ZM63 206V205H62ZM69 206V205H68ZM82 206V205H81ZM162 206V205H161ZM161 206H158V207H161ZM173 206V205H172ZM184 206V205H183ZM201 206V205H200ZM231 206V205H230ZM253 206V205H252ZM18 207V206H17ZM66 206H64V208H65ZM70 207V206H69ZM71 207H73L72 205H71ZM83 207L84 206H82V209H83ZM86 207V206H85ZM155 207V206H154ZM180 207V206H179ZM30 208V207H29ZM36 208V207H35ZM43 208V207H42ZM67 209H68V207H66ZM137 208V207H136ZM139 208V207H138ZM163 208V207H162ZM162 208H160V209H162ZM172 208V207H171ZM171 208H169L168 206H166L165 207V209H162L161 211L159 210V208L157 209L156 207H155V209H157V211H153V210H151V211H148L147 212V214H145V217H146V215H147V218L145 219V218H143L142 216H141V218H142V221H143V219H144V222H141L140 224H142L143 226H147V225H150L149 226V230H147L148 231V233H147V235H146V237H144L143 235H142V238H141V241H143L144 243H142V248L143 249H146V250H148L149 249V251L150 250H152L153 248H154V250L156 249V247L158 248V247H162V248H164V249H166L167 250V248H168V245H166V244H163V243H161V241H158V239H161V237H163V236H161V235H163L165 232H164V226H166V224H167V226H169L168 228H170V225H168V223L170 224V223H172L173 222V224H174V226L176 225V226H179V225H177L176 223H178V222H176V217H175V215L174 214H172V212H173V210H172V212H171ZM192 208V207H191ZM194 208V207H193ZM192 208V209H193ZM24 209V208H23ZM86 209V208H85ZM93 209V208H92ZM95 209V208H94ZM97 209V208H96ZM154 209V210H155ZM182 208H180V210H181ZM185 209V208H184ZM226 209V208H225ZM17 209L15 208V211H16ZM31 210V209H30ZM42 210V209H41ZM45 210V209H44ZM48 210V209H47ZM50 210V209H49ZM62 210V209H61ZM65 211H66V209H64ZM64 210H62V211H54L53 212V214H52V212H50L51 213V215H52V221H51V223H49V225L50 226H48V224L46 225V226H48L47 228H49L50 227V231H49V233H51V229H53V228H56L57 226H59V228H60V226L62 227V226H64L65 224H66V220H67V217L66 216H69V215H66V213L64 212ZM73 210V209H72ZM89 210V209H88ZM98 210V209H97ZM124 210V209H123ZM136 210V212L139 210V212L141 211V209H135ZM258 210V209H257ZM6 211V210H5ZM20 211V210H19ZM29 211V210H28ZM100 211V210H99ZM103 211V210H102ZM113 211H115V210H113ZM117 211V210H116ZM121 211H122V209H121ZM188 211V210H187ZM186 211V212H187ZM244 211V210H243ZM246 211V210H245ZM41 212V211H40ZM46 212V211H45ZM68 213H69V210L67 211ZM74 212H76V211H74ZM180 212H182V211H180ZM184 212L185 211H183L182 212V214H184ZM190 212H191V210H190ZM189 212V213H190ZM229 212V211H228ZM248 212V211H247ZM11 213V212H10ZM21 213V212H20ZM71 213V212H70ZM69 213V214H70ZM95 213H96V211H95ZM102 213V212H101ZM114 213V212H113ZM115 213H117V214H119L118 212H115ZM140 213H143V211L142 212H140ZM139 213V214H140ZM145 213H146V211H145ZM202 213V212H201ZM216 213V212H215ZM214 213V214H215ZM230 213H232V212H230ZM238 213V212H237ZM236 213V214H237ZM1 215H2V213H0ZM7 214V213H6ZM14 214V213H13ZM41 214V213H40ZM89 214V213H88ZM87 214V215H88ZM98 214V213H97ZM116 214V215H117ZM132 214H134V213H132ZM228 214V213H227ZM244 214V213H243ZM254 214V213H253ZM5 215V214H4ZM8 215V214H7ZM6 215V216H7ZM11 215V214H10ZM42 215V214H41ZM49 215V214H48ZM47 215V216H48ZM50 215V216H51ZM91 215V214H90ZM101 215V214H100ZM104 215V214H103ZM115 215V214H114ZM113 215V216H114ZM121 215V214H120ZM229 215H231V214H229ZM241 215V214H240ZM250 215V214H249ZM248 215V216H249ZM9 216V215H8ZM20 216V215H19ZM77 216V215H76ZM92 216H94V215H92ZM126 216H128V221H129V217H130V214L128 215V214H126ZM134 216V215H133ZM226 216V215H225ZM252 216V215H251ZM259 216V215H258ZM260 216L262 217V215L260 214ZM1 217V216H0ZM15 216H13V218H14ZM24 217V216H23ZM71 217V216H70ZM97 217V216H96ZM101 217V216H100ZM100 217H98V218H100ZM210 217V216H209ZM231 217V216H230ZM239 217V216H238ZM243 217H245L244 215H243ZM48 218H49V216L47 217V221H49L48 220ZM74 218V217H73ZM77 218H79V216H77ZM91 218V217H90ZM97 218V219H98ZM102 218V217H101ZM114 218H116V217H114ZM121 218V217H120ZM119 218V219H120ZM131 218H133V217H131ZM136 219H137V216L135 217ZM205 218V217H204ZM203 218V219H204ZM207 218V217H206ZM205 218V219H206ZM233 218V217H232ZM237 218V217H236ZM246 218V217H245ZM250 218V217H249ZM255 218V217H254ZM7 219V218H6ZM27 219V218H26ZM86 219V218H85ZM204 219V221H208V219L207 220H205ZM226 219V218H225ZM251 219V218H250ZM4 220V219H3ZM51 220V219H50ZM74 220H77V219H73V222H74ZM100 220H102V219H100ZM123 220H126V219H123ZM131 220V219H130ZM233 220V219H232ZM241 221H243L242 219H240ZM254 220V219H253ZM252 220V221H253ZM7 221V220H6ZM20 221V220H19ZM69 221H70V219H69ZM88 221V220H87ZM93 221V220H92ZM132 221V220H131ZM133 221H134V219H133ZM255 221V220H254ZM28 222V221H27ZM89 222V221H88ZM96 222V221H95ZM94 222V223H95ZM103 222V221H102ZM117 222H118V219H117ZM119 222H120V220H119ZM119 222H118V224H119ZM122 222V221H121ZM136 222H138L137 220H136ZM221 222V221H220ZM16 223V222H15ZM25 223V222H24ZM31 223V222H30ZM85 223H86V221H85ZM85 223H84V225H85ZM96 223H98V220H97V222ZM127 223V222H126ZM126 223H123V224H126ZM129 224H130V221L128 222ZM204 223V222H203ZM230 223V222H229ZM240 223V222H239ZM245 223V222H244ZM21 224V223H20ZM70 224H72V223H70ZM75 224V223H74ZM89 224H91L90 222H89ZM122 224V223H121ZM138 224V223H137ZM136 224V225H137ZM140 224H139V226H140ZM172 224V225H173ZM179 224V223H178ZM193 224V223H192ZM194 224H195V222H194ZM205 224V223H204ZM207 224V223H206ZM205 224V225H206ZM226 224V223H225ZM254 224H256V223H254ZM27 225V224H26ZM34 225V224H33ZM73 225V224H72ZM96 225V224H95ZM94 225V227H96ZM104 225H106V223L104 224ZM131 225V224H130ZM199 225V224H198ZM229 225V224H228ZM232 225V224H231ZM247 225V224H246ZM2 226V225H1ZM0 226V227H1ZM14 226V225H13ZM32 226V225H31ZM40 226V225H39ZM103 226V225H102ZM101 226V227H102ZM125 226V225H124ZM135 226V225H134ZM133 226V227H134ZM218 226V225H217ZM220 226H222V225H220ZM235 226H236V224H235ZM235 226H234V228H235ZM244 226V225H243ZM248 226H249V224H248ZM252 226V225H251ZM3 227V226H2ZM18 227V226H17ZM25 227V226H24ZM37 227V226H36ZM73 227V226H72ZM90 227V226H89ZM122 227H123V225H122ZM136 227V226H135ZM185 227V226H184ZM193 227H194V225H193ZM200 227V226H199ZM211 227V226H210ZM213 227V226H212ZM215 227V226H214ZM223 227V226H222ZM228 227V226H227ZM232 227V226H231ZM255 227V226H254ZM260 227H261V225H260ZM47 228H46V230H47ZM63 228V227H62ZM97 228V227H96ZM130 228V227H129ZM140 228H142V226L140 227ZM171 228L173 229V226H171ZM170 228V230H172ZM175 228H178V227H174V229ZM198 228V227H197ZM201 228V227H200ZM205 228V227H204ZM204 228H202V229H204ZM218 228V227H217ZM233 228V229H234ZM259 228V227H258ZM257 228V229H258ZM262 228H264V225H262ZM261 228V229H262ZM16 229V228H15ZM18 229V228H17ZM57 229V228H56ZM56 229H53L52 230V234H55L56 233ZM87 229V228H86ZM93 229V228H92ZM101 229V228H100ZM106 229V228H105ZM123 229V228H122ZM126 229V228H125ZM133 229V228H132ZM134 229H136V228H134ZM137 229H138V227H137ZM194 229V228H193ZM196 229V228H195ZM207 229V228H206ZM229 229V228H228ZM246 229H248V231L250 230L248 227L246 228ZM2 230V229H1ZM66 230H68L67 229V227H66ZM98 230V229H97ZM104 230V229H103ZM107 230V229H106ZM142 230V229H141ZM144 230V229H143ZM169 230V229H168ZM180 230H182V229H180ZM179 230V231H180ZM230 230V229H229ZM256 230V229H255ZM259 230V229H258ZM57 231H58V229H57ZM72 231H74V230H72ZM87 231V230H86ZM92 231V230H91ZM102 231V230H101ZM105 231V230H104ZM109 231V230H108ZM119 231V230H118ZM138 231H140V229L138 230ZM173 231V230H172ZM178 231V230H177ZM193 231V230H192ZM208 230H206L205 231V229L204 230H201L199 233H197V234H195V235H193V234H191V237L189 238L190 239V242H191V246H192V248H193V250H192V253L194 252V254H195V256L197 255L199 258L200 257H205L204 259H206V257H210L211 258V262H210V260H208L210 263L209 264H248V263H246L247 261L249 262L250 261V259L248 260L245 256V260L243 261V262H241L240 261V263H238L237 261L235 262L234 261V258L232 259V257L230 256V255H232L233 253H234V251H233V253H232V251H231V253H230V255H229V252H230V250H231V248H229L228 246H224L223 248L221 247V248H219L218 247V245H217V247H215L214 245H213V243H209V241H207V239L208 238H211V237H209V232H207ZM217 231H218V229H217ZM223 231V230H222ZM26 232H27V230H26ZM82 232H83V230H82ZM90 232V231H89ZM97 232V231H96ZM99 232V231H98ZM132 232V231H131ZM134 232V231H133ZM141 232H143V231H141ZM140 232V233H141ZM211 232H212V230H211ZM210 232V233H211ZM219 232V231H218ZM224 232V231H223ZM69 233V232H68ZM81 233V232H80ZM126 233V232H125ZM125 233H123L124 235H125ZM171 233V232H170ZM174 233V232H173ZM196 233V232H195ZM213 233V232H212ZM220 233V232H219ZM229 233V232H228ZM72 234H74V232H72ZM94 234V233H93ZM100 234V233H99ZM121 234V233H120ZM122 234V235H123ZM126 234H128V233H126ZM132 234V233H131ZM144 234V233H143ZM167 234V233H166ZM189 234V235H190ZM49 235H51V234H49ZM48 235V236H49ZM60 235V234H59ZM66 235V234H65ZM81 235V234H80ZM85 235V234H84ZM134 235V234H133ZM145 235V234H144ZM240 237H242V234L240 233ZM244 235H247V234H244ZM1 236V235H0ZM10 236V235H9ZM52 236V235H51ZM56 236V235H55ZM67 236V235H66ZM95 236V235H94ZM98 236V235H97ZM100 236V235H99ZM111 236V235H110ZM166 236V235H165ZM177 236H178V234H177ZM181 236V235H180ZM221 236V235H220ZM262 235H260V237H261ZM17 237H18V235H17ZM22 237H23V235H22ZM36 237V236H35ZM50 237V236H49ZM59 237V236H58ZM79 237V236H78ZM88 237L90 238V235H88L87 234V237H84V239H83V242L85 241V240H87L88 239ZM96 237V236H95ZM109 237V236H108ZM127 237H129V236H127ZM137 237V236H136ZM182 237V236H181ZM214 237V236H213ZM218 237V236H217ZM240 237L238 236V238H239V243H238V245H235V247H236V249L237 250H239V251H241L242 253L244 252L245 253V251H247V249H249L250 250V252L251 253H253L252 251H254V246L253 247H249V246H243L240 242H241V240L243 239V238H241L240 239ZM243 237H246V236H243ZM250 237H251V234H250ZM20 238V237H19ZM82 238V237H81ZM85 238H87V239H85ZM92 238V237H91ZM178 238H180L179 236H178ZM219 238V237H218ZM221 238H223V237H221ZM252 238H254L255 239V237H254V234H253V237ZM262 238H264V236H262ZM4 239V238H3ZM16 239V238H15ZM30 239V238H29ZM56 238L54 237V239H53V237H52V240L53 241H56L55 240ZM60 239V238H59ZM94 239V238H93ZM101 239V238H100ZM112 239H114V238H112ZM124 239V238H123ZM147 239V240H146ZM184 239V238H183ZM225 239H227V237H225ZM248 239V237L246 238V240ZM258 240L260 239V238H257ZM71 240V239H70ZM91 240V239H90ZM96 240H97V238H96ZM131 240V239H130ZM135 240H139V239H136L135 238ZM212 240V239H211ZM223 240H224V238H223ZM253 240V239H252ZM261 240V239H260ZM259 240V241H260ZM29 242L30 240H28V235H27V233L24 235V240H23V242ZM33 241V240H32ZM67 241V240H66ZM69 241V240H68ZM88 241H89V239H88ZM91 241H93V240H91ZM90 241V242H91ZM107 241V240H106ZM128 241V240H127ZM146 241H150L149 243L150 244H145V242ZM224 241H226L227 242V240H224ZM242 241H244V240H242ZM254 241V240H253ZM74 241H72L71 243H73ZM76 242V241H75ZM82 242V241H81ZM81 242H78V244H80ZM82 242V243H83ZM87 242V241H86ZM86 242H85V244L84 245H87V244H89V242L86 244ZM136 242V241H135ZM138 242H140V241H138ZM137 242V243H138ZM183 242V241H182ZM221 242H223V241H221ZM225 242V243H226ZM257 242V241H256ZM262 242H264V241H262ZM262 242H260V243H262ZM17 243V242H16ZM19 243V242H18ZM21 244H23L22 242H20ZM30 243V242H29ZM39 243V242H38ZM37 243V244H38ZM63 243V242H62ZM62 243H61V247H62ZM68 243V242H67ZM67 243H65V244H67ZM148 243V242H147ZM184 243V242H183ZM186 243V242H185ZM234 243V242H233ZM244 243V242H243ZM255 243V242H254ZM259 242H257V244H258ZM8 244H9V242H8ZM35 244V243H34ZM69 244V243H68ZM74 244V246L76 247L75 249H74V251L72 252V250H71V252L69 253V255H72V257H75L76 255V257H78V256H81L82 254V251H84L85 250V247H84V245H83V247H82V245H78V244H75V243H73ZM124 244V243H123ZM187 244V243H186ZM235 244V243H234ZM247 244V243H246ZM245 244V245H246ZM14 245V244H13ZM78 245V246H77ZM91 245V244H90ZM89 245V246H90ZM95 245H96V243H95ZM102 245V244H101ZM116 245H118V244H116ZM162 245V246H161ZM10 246V245H9ZM15 246V245H14ZM17 246H19V245H17ZM21 247H22V245H20ZM29 246V245H28ZM58 245L56 244V247H57ZM112 246V245H111ZM115 246V245H114ZM189 246V245H188ZM231 246H233L234 247V245H231ZM43 247V246H42ZM56 247L53 245V251H55V249H56ZM103 247V246H102ZM118 247H120V246H118ZM171 247H173L174 248V252H178V253H181L182 255L184 254L185 255V257L179 262V258H177V256H175L176 257V260H174L173 261V264H183L185 261V263H191V264H194L193 262H194V259H196V258H194L193 259V261H192V259H191V256H190V251L189 250H187V249H183V248H177V247H175V246H171ZM181 247V246H180ZM183 247V246H182ZM5 248V247H4ZM30 248V247H29ZM58 248V247H57ZM70 248H72V247H70ZM87 248H89V247H87ZM86 248V250H88ZM130 248V247H129ZM172 248V249H173ZM66 249V248H65ZM102 249V248H101ZM128 249V248H127ZM134 249V248H133ZM169 249V248H168ZM171 249V250H172ZM189 249H190V247H189ZM18 250V249H17ZM20 250V249H19ZM30 250V249H29ZM68 251H70L69 250V248L67 249ZM66 250V251H67ZM86 250H85V253H86ZM94 250H96V248L94 249ZM117 250V249H116ZM160 250H162V249H160ZM233 250V249H232ZM248 250V251H249ZM32 251V250H31ZM36 251H38V250H35V252ZM64 251V250H63ZM98 251V250H97ZM99 251H101V250H99ZM132 251V250H131ZM137 251H139V250H137ZM169 251V250H168ZM186 251V252H185ZM256 251V250H255ZM26 252V251H25ZM43 252V251H42ZM45 252V251H44ZM56 252V251H55ZM60 252V251H59ZM105 252V251H104ZM103 252V253H104ZM140 252H141V250H140ZM145 252V251H144ZM143 252V253H144ZM155 252V251H154ZM237 252V251H236ZM261 252V251H260ZM260 252H258L257 251V253H260ZM102 253V252H101ZM125 253V252H124ZM148 253V252H147ZM35 254V253H34ZM39 254V253H38ZM38 254H35L34 256H36V260H35V264H51V263H49V257L47 258V256H44V257H42V258H40V255H38ZM81 254V255H80ZM115 254V253H114ZM235 254V253H234ZM33 255V254H32ZM31 255V256H32ZM74 255V256H73ZM105 255V254H104ZM193 255V254H192ZM242 255V254H241ZM240 255V256H241ZM245 255L247 256V253H245ZM2 256H5V255H3V254H1V252H0V261H2ZM9 256V255H8ZM42 256V255H41ZM50 256V255H49ZM53 256V255H52ZM83 256V255H82ZM98 256H99V254H98ZM101 256V255H100ZM106 256V255H105ZM104 256V257H105ZM133 256V255H132ZM136 256V255H135ZM145 256V255H144ZM76 257H75V259H76ZM103 257V258H104ZM234 257V256H233ZM9 258V257H8ZM16 258V257H15ZM51 258V257H50ZM71 258V257H70ZM83 258H85V257H83ZM97 258V257H96ZM152 259H149V258H147L146 260H147V263L146 264H158V263H156V260H154L153 259V257H151ZM198 258V259H199ZM243 258V257H242ZM4 259H5V257H4ZM3 259V260H4ZM33 259H35L34 257H33ZM48 259V260H47ZM55 259V258H54ZM80 259H81V257H80ZM78 260L79 262L82 260ZM97 259H100V258H97ZM119 259V258H118ZM203 258H202V261L204 260ZM237 258H235V260H236ZM254 260H255V258H253ZM13 260V259H12ZM84 260V259H83ZM111 260V259H110ZM121 260V259H120ZM185 260V261H184ZM199 260H201V259H199ZM243 260V259H242ZM262 260V259H261ZM51 261V260H50ZM124 261V260H123ZM128 261H130V260H128ZM184 261V262H183ZM207 261V260H206ZM205 261V262H206ZM258 260H256L255 262H257ZM262 261H264V260H262ZM261 261V262H262ZM85 262V261H84ZM101 262V261H100ZM110 262V261H109ZM125 262H126V260H125ZM197 262H198V260H197ZM200 262V261H199ZM205 262H204V264H205ZM251 263L253 262L252 260L250 261ZM261 262H259V263H261ZM7 263V262H6ZM13 263V262H12ZM141 264H142V262H140ZM139 263V264H140ZM145 262H143V264H144ZM100 264V263H99ZM127 264V263H126ZM137 264V263H136ZM197 264V263H196ZM199 264V263H198Z\"/></svg>",
	"mask_w": 264,
	"mask_h": 264
}]
</instances>
